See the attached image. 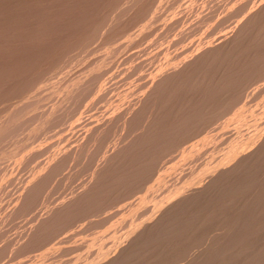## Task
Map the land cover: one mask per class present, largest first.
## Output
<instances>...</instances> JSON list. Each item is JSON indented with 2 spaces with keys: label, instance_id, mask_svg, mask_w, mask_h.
<instances>
[{
  "label": "bare ground",
  "instance_id": "1",
  "mask_svg": "<svg viewBox=\"0 0 264 264\" xmlns=\"http://www.w3.org/2000/svg\"><path fill=\"white\" fill-rule=\"evenodd\" d=\"M158 1H161V0H158ZM124 3H126L125 4L126 6H122V5H124ZM151 5H152V0H0V102H2L1 105L5 101L8 103V101H7L8 99H11V98H14L15 99L14 96H19L20 95L19 97H21V95H22V97H23V95H25L27 92L31 93L32 91L35 93V91H34L33 88H35V86H37L36 84L38 82H40V80H42L44 78V76L46 75L47 72H49V71L51 72V70H54V71L51 72V74H53V72H55L56 70H58L59 67L62 68L61 65L63 63H64V66H65V63L69 60V58H71L70 57V53H71L72 50H73V52L71 54H73L74 52L78 53V51H76V49L77 50L78 49L80 50L82 48L81 51H85L84 48L86 49L87 47L90 49L91 47H89L88 45L91 46L93 40L97 36H99V37L102 36L101 39H106V40L112 39V40H109L110 43L114 39L118 40V37L119 38L121 37V36H119L118 33H120L123 30H125L124 32L126 34V32L129 31L130 29L127 30V28H125V27L126 26H129V24L131 22H133V20H136L137 17H140V16L143 17V15H146L147 16V13L151 9ZM253 5H256V7H254L253 10H251L250 12H247V13L243 14L246 11V9L250 8ZM154 6H155V4H154ZM152 8L154 9L155 7H152ZM236 8H234V9H236V11L235 10L234 11H235V13L237 15H239L238 17H240V18L237 19V20L235 19L237 23L234 22L235 20L233 21L236 24H234L232 22L234 24V26H232L233 29L231 30V33H229L226 36H224L221 41H219V42H217L215 44H212V43L206 44L204 46V48H202V50H200L198 52V54L193 55L190 58H186L185 59L186 55H185V57H184V55L181 56V57H177L176 56L175 59H173V60L171 59L170 61H168V63H169L168 65L166 64V66H165L164 65L165 63H164L162 66L158 67V70H154L155 71V72L153 71L154 73H152V74L150 73V75L148 76V78L143 83H141V86H139V88L142 87L140 89H143L142 92H141V94H140V89H138L139 92L137 91V89H135L136 92L139 93V96L138 97L136 96L137 99L134 97L135 100H133V103H134V101H136L134 104H132V102L130 100L131 105L129 104V106L126 108V114L127 115L124 118V124H125V127L129 128V130H130L131 133L133 132V130L135 131L137 129V131H135L136 134L133 132L135 135L133 134V137L131 136L132 139L131 138L128 139L127 138L128 133L130 134L129 130L124 129L125 127L120 130V132L122 130H124V132L122 131L123 132L122 135L124 133L127 134L126 137H124V139L126 138L128 142H126V143H123L122 142V145H118L117 147L115 146V148L113 147L114 149L112 151L110 149V151H111L110 153H109V150H108L107 153H109V154H106L104 156H103V154H101L103 156L102 158H100L101 156L100 157L98 156L101 160L100 159H99L100 161H97L96 160L97 163L98 162H100V163L92 171V173H90L91 174V178L86 177V175H84L86 179L87 178L90 179V180H87L88 182L85 181L86 182L85 186L83 185L85 182H83V184L81 183L82 181H84L83 180V179H85L84 177H82L83 179H81V180L79 179L80 181L78 180V183H79L78 185H80V183L82 184L80 191H79V189H76V187H75V186H78V185H76L77 184V177L80 178L79 177L80 174H78V172H74L75 175L77 176V177L75 176V178L73 177L74 179H76V180H74V181H76V183H74V181L73 182H69V181H72V178H71L72 176H70L69 174L71 173L73 175L72 172L73 171H76L75 170L76 168L75 169H72L70 167L73 171L70 172L69 171L70 168H69V170H67V171H69V174H67V173H65L66 170H65L64 165L67 166L69 164L70 161H68V160H69V158L71 156H72V159H75V158H77V157H74L75 154L76 155H79L82 152H84L89 143H91V144L93 143L94 144V143H97L98 141H99V143H101L102 142L101 140H103L102 139L103 136H105V134H108L109 135L110 131H108V127H109L108 125H110L109 123L111 121H113L112 120L113 118H112L111 113L109 114L110 115L109 117H106V119H104V120L101 119L102 122L99 121L100 114H99V116H97L98 114L93 115L96 118L97 117L99 118L97 120V122H95L96 121V118L94 120V122L97 123V124H95V123H94L95 125L92 124L91 120H93V118H94L92 116V119H90V122L91 123L90 122L89 123L92 124L93 126H91L90 124L89 125L87 124L89 126L88 127L87 125H85L86 123L83 125L84 127L87 126L88 128L86 127L87 128V129L85 128L86 131L84 130L85 131L84 137L81 134L82 132L80 133V131H79V133L81 134L79 136H80V138L82 136L83 139L82 140L80 139L81 141L76 146H74L72 148H69V149L66 148L67 150L64 149L65 151H63V152H62L63 149H61V148L53 149L52 153L54 152V150L55 151L56 150L58 151V149L59 150L61 149V152L60 153L57 152V155L58 154L59 155L56 156V157H54L53 159H52V155L50 154L51 155V158H49V160L52 159V161L48 162L50 164H48L46 167H43L44 168V170H42L43 172L41 171L42 173L41 172L38 173V171L42 168L40 165L42 164V166H43V162H42L39 165V168L40 167L41 168L36 172V173H38V175H36L34 177V175H35L34 174L33 175L34 179L32 178L31 181H30V178H28L29 179L28 182L30 181V183L27 185L26 183H28V182H26L25 183L27 185L26 187H25V184H24V186H23V187H25V188H23L24 191L22 190L23 192L21 191V194H20L19 190H17L18 193L16 191V193L17 194H20V196L17 197L19 199V204L17 205V207L15 208L14 211L19 212V213H23V215H24V212H25V214H26L25 216L27 217L28 210L30 208H32L31 206L34 203L33 200H35L34 198L36 197V194H37V196H39L38 195V192H39V190H42V188H41L42 182L43 181H46L48 178H49L50 181H52V179L55 177L54 175H56L55 173H57V176H58V174H59L58 171L59 172L63 171V168L62 167H64V172H62V174L63 173L65 175L67 174V176H69L71 178V180H69V181L66 179V183H63V184H65V186H66L67 181L69 182L68 183V186L70 185V183L71 184L73 183V186L75 184L74 187H75V189L78 192L72 193L73 195L71 197H68V195L70 196L71 194L67 192L68 194L65 197H68V199L65 200V201L63 200V201L57 203L55 206L50 207V209L48 208L49 210L47 211V213L45 211V213H46L45 215H41V217H37L36 222L34 221L35 224L33 223L34 224L33 227L32 228L30 227L31 230L28 229V227H27L28 225H27L26 226L27 227V230H29L30 232L28 233V235H23L22 236V237L29 236L28 239H27V241H26V243L33 242V241L35 243H37V241H38V243H39L41 241L40 242V244H41L43 241H45V239L42 241V238L41 237L44 238L43 235H45V237H47V235H48V238L52 237L53 233L50 236L49 232L50 233L51 232H54V237L53 238L57 239V237H55L56 236L55 231H58L57 229L59 227V226L57 227V225L60 224L61 222L65 221L66 220V217H68L69 214H72L73 215V218H72V215L70 217L72 218V220H74L79 215V213L77 211L80 210L82 212L83 211V208H84V213L86 212L87 215L90 214V213L88 214V212H90V211H91V213L93 211L98 212L97 214L98 215L99 214L101 215L102 211H105L104 210L105 208H103V204H105L104 206L107 207L106 205H107V203L110 200H111L110 202L113 203V200L112 199L115 198V196L114 197H110V196L111 195H114L115 193H112L111 194V192L114 191V192H116L118 194V195L115 194V195L118 196V197L116 196L117 198H115L117 200L114 199L116 201V203H117V201L121 200L120 197H119V191H117V190H119L120 188L123 189L124 186H125L124 185L125 182H127L128 180H129V182H131L132 180L133 181L136 180L134 182L132 181V183H130V184H132V185H133V183L141 184V183H139L140 181L138 182L137 178L135 179V176L139 174V171H140V173L146 171L145 174L147 172L148 173L151 172L150 174H152L155 171L154 168H156V167L152 168L153 167L152 165L154 163L152 165H150V166H152L151 167L152 170H153V172H152L151 169L149 168L150 166L149 165L147 166L145 164V161L146 160H150V162H151V160H153V159H156L157 161L161 160V158H159V156H161V155H158L160 153V150L159 149H161V147H162V150L165 149V151H163L166 154L165 155L163 153V155H165V157H164L165 160L169 157L168 154L169 155L171 154V156L172 155L174 156V153L175 154L177 153V152L172 151L173 149H175L174 147H176V150L177 151L180 150V149H182L181 146H180V149L177 148L178 146H174V147L172 146V148H173L172 150L168 149V150L174 152V153H172L170 151H166L167 148H168L167 146H165V148L163 149V146L165 145L163 143H166V145L170 146L169 148H171V145L173 143V140L176 142L175 143L176 145L178 144L177 143V140L176 139H173V137H176V135H178V136L180 135L181 136L183 134L182 131L184 129L192 128V130H193V127L194 128L195 127H200V126L202 127L203 124H201V121L203 119H205V117L209 113H212V112L216 111V107L214 106V104L217 103L218 105L221 106L222 100L223 99L226 100V96H228L231 91L235 90V89H233L234 86H235V82H237L238 80H242L243 81V84H242V86H241L238 94H236L237 91L236 92L233 91L234 94H236L237 98H241L242 95H243V92L245 91L244 89H246V85H247V83H245L247 80L246 81L243 80V78L245 77V74L246 73L249 74V76H248L249 77V80L250 79L251 80H256V79H259L261 77L263 78V76H264V0H258L256 2L254 0H247L245 4L239 5V7H236ZM116 9L117 10L120 9L121 11L118 10L120 12H118V14H115V12L117 13V10ZM154 10H156V9H154ZM154 10H151V13H152V11L154 13ZM234 11H232V12H234ZM233 15H235V14H233ZM206 16H207L206 18H205V16L204 17H201V20L204 21V22L205 21L207 22V20H208L207 18L209 17V15H206ZM149 17L151 19L153 16L151 17V14L149 13ZM142 19H145V18L143 17ZM173 19H171V17H170L169 20L168 19H165V20L166 21L167 20L169 21V26H170V24H171V26H173L174 23L172 25V22H175V19L176 18L174 19V21H173ZM204 19H206V20H204ZM137 20H141V18L140 19L138 18ZM170 20H172V21H170ZM176 21H179V18H178V20L176 19ZM199 21H200V19H199ZM199 21H198V18H197L196 23L195 24L194 23H191V25L193 24L194 26H197L196 24H198L197 22H199ZM202 21L199 22V24L202 23ZM144 23H143V25H145ZM148 23H150V22H148ZM165 23L167 24V22H165ZM139 24H140V22H139ZM226 24H227V22H226ZM143 25H142V28H139V29L142 30L143 28H146L145 26L143 27ZM147 25L148 24H146V26ZM200 25H202V24H200ZM167 27H165L164 29H166ZM170 27H168L167 29H170ZM171 28H173V27H171ZM188 28H189V26H188ZM188 28L186 30V35L182 31L183 32V36H187V33L189 31H191V30H193V31L195 29L198 30L199 26H198V28L197 27H194V29H190L189 28V30H188ZM191 28H193V27H191ZM218 29H216V30H218ZM124 32H122L121 34H124ZM139 32L142 33V31H139ZM195 32H196V30H195ZM129 34L127 33V36ZM116 35H117V38H114V37H116ZM127 36H126V38H127ZM132 36H133V34L130 35L131 38H132ZM181 36H182V34H181ZM188 36H189V34H188ZM130 37H129V40L131 39ZM101 42H104V41L102 40ZM130 42H131V40L129 41V44H130ZM105 43H106V41H105ZM107 43H109V42L107 41ZM132 43H133V41H132ZM102 46H103V44H102ZM103 47H105V46H103ZM110 47H112V46L110 45ZM110 49L111 48H109V50ZM86 51H87V49H86ZM110 51H109V53L107 52L106 54H110ZM68 53H69V55H68L69 57L66 58V56H67ZM76 53H74L73 56L72 55L71 56L72 57H74V55L75 56H77V55L79 56V54L82 55L81 54L82 52L81 53L79 52V54H77V55H76ZM83 56L84 55H82V57ZM77 57L74 58V61H77ZM64 59H66L67 61L64 60ZM72 59L73 58H71V61H72ZM78 60H79V57H78ZM102 61H103V59H102ZM102 61H100V63L103 64V66L106 65V63H104L105 61L104 62H102ZM147 61L145 60V63ZM149 61L152 62V60H149ZM98 62H99V60H98ZM71 63H73V61ZM139 63L138 64L140 66L141 63H143V62H139ZM67 64H69V62ZM74 64H76V63H74ZM97 64H99V63H96L95 68L93 66L94 65L93 63H92V65L90 64L93 67H91V66H89V67L87 66V67L89 69L90 68H92V69L94 68L95 70L93 69L92 71H96L97 70L96 67H99L100 66V64H99V66ZM69 65H72V64H69ZM143 65H145L143 67H146L148 64H144L143 63ZM64 66H63V69L65 70V68H67L68 66L67 67H64ZM103 66H100L99 68H101V67L103 68ZM109 66L110 65H108V66L106 65L105 67L107 68ZM139 66H137V69H139L138 68ZM143 67L142 68L140 67L142 69V70H139L140 72L145 70V69H143ZM99 68H98V71L97 72H99V70H100ZM102 68H101V71L103 72ZM106 68H104L105 69L104 71L107 72V69L109 70V68H107V69ZM67 69H69V68H67ZM135 69H133V70H135ZM90 71H91V69H90ZM58 72H59V70H58ZM65 73H66V71H65ZM65 73H63V74H65ZM86 73H89V72H86ZM92 73H95V72H92ZM107 73H109V72H107ZM107 73L104 72L103 74L106 75ZM82 74H83V72H82ZM82 74H80L82 77L79 75V78L81 77L82 80H83V79H85L84 77L86 76V74H85L84 77H83ZM99 74H101V72ZM55 75H56V73H55ZM88 75H90V74H87V76ZM105 75H103V76H105ZM93 76H95V77H93ZM93 76L92 77H93V80L95 82H96V80L98 81V79H100V81H102V79H103V78H98L99 76L101 77V75H93ZM106 77L104 79H106ZM79 78H78V76L77 77H73L72 79L70 78L72 80V81H70V84L67 85V87L65 85L66 90H65V87H64L63 90H65L66 93H67V94L65 93V95H67L66 96L67 99H68V96L69 95L75 94V95H79L78 96L79 97V100H83V97L81 99L80 96H81V94H83V92H85L88 89V86H89L88 83H92V82L94 83V81H92V79H89L90 82L88 80V83L87 84L80 83V81H82V80H80L81 78L80 79ZM88 78H90V76ZM42 82L45 83L46 81H41V84H43ZM82 82H84V81H82ZM85 82H87V80ZM60 83H61V81H60ZM97 83H95V84H97ZM39 84L40 83H38V86L35 89H37L41 85V84L40 85ZM83 84H85V85H83ZM52 86H53V83H52ZM90 87H92V86H90ZM31 89H33V90H31ZM99 90L101 92V89H99ZM57 91H59V90H57ZM92 93L95 94V91L92 92ZM98 93H99V91H98ZM102 93H103V91H102ZM129 93L127 95H129ZM189 93H191V94H189ZM42 94L43 93H41L40 95H42ZM99 94H97V96ZM26 95H29V94H26ZM87 95H89V94H87ZM263 95H264V93H263ZM92 96H94V95H92ZM101 96L102 95L100 94V96H98V97H101ZM124 96L126 97V94H124L122 96V98H121L122 100H123V97ZM229 96H231V94ZM28 97H30V96H28ZM32 97H33V95H32ZM70 97H73L74 98V101L76 100L75 99L76 97H74V96H70ZM70 97H69V100L71 102L72 101L71 99H73V98L70 99ZM125 97H124V99L126 101V98ZM102 98H103V96L101 97V99ZM128 98L131 99L130 97H127V100H128ZM237 98L236 99H231L229 101L226 100V102L228 101L227 103L225 102V100H223L225 103H222V104H226V105L224 106V108L222 107L223 105L221 107H218L217 108V109H219L217 111L219 113L218 115H224L225 116V119H227L226 118V114L228 112H226V111H229L230 112V111L233 110V109L232 110H230V109L236 104ZM16 99H18V97ZM21 99H23V98H21ZM32 99H30V100H32ZM84 99H86V98L84 97ZM27 100H29V99H27ZM63 100H65V99H63ZM79 100H76V101H79ZM30 102H32V101H30ZM36 102L37 103H35L34 100H33V103H35L34 106L36 105V107H37L39 101L37 100ZM67 102H69V101L67 100ZM33 103H29L28 102V105L29 104L32 105ZM76 103H75V106L78 109L79 106ZM78 103L80 104V103H82V101H80ZM115 103H120V102H116L115 101ZM23 104H25V103H23ZM68 104H70V103H68ZM68 104L66 106H68ZM93 104H95V103H93ZM120 104H119V107L122 106V105H128V104H125V103L122 104V105H120ZM72 105H74V104H72ZM252 105H254V104H252ZM255 105H257V104L255 103ZM29 106H28V108H29ZM51 106L53 107L54 104L51 105ZM80 106H81V104H80ZM115 106L116 105L114 104L113 108H115ZM260 106L262 107L263 105L260 104ZM0 107H2V106H0ZM7 107H3L2 108L3 109L2 111L7 110V109H5ZM36 107L34 109H36ZM68 107H71V106H68ZM258 107L259 106H257V108ZM261 107H260L259 110L254 108L256 110L255 113L258 114L257 110L260 111L261 110ZM10 108H12V107H10ZM54 108H55L54 110L56 111L57 110L56 109L57 107H54ZM63 108H65V104H64V107ZM63 108H61V109L58 108V110H59L58 112H61L60 110H62ZM73 108H74V106H73ZM109 108L112 109L111 107H109ZM120 108H117V110L119 111ZM124 108H125V106H124ZM124 108L122 107L123 110H124ZM222 108L224 109V111H223L224 113L220 111V109H222ZM250 108L251 107H249V109ZM32 109H33V107H32ZM32 109H30V110H32ZM65 109H67V107ZM68 109H70V108H68ZM54 110H53V108H51V111L49 109L48 110L49 112L46 111L45 114L39 115L37 117V120H36L37 123L35 121H32L33 123H35L34 125H33V123H32V125H31V123L30 124L28 123V124H25V125L22 124V118L27 113V110L24 107H14L11 110H7L8 112L7 111L1 112V110H0V112H1L0 115L2 113H4L3 116L1 115V117H0V161L2 160V162H3V159L6 160L7 158L11 160L12 156H14L16 154L19 155L18 153H21V152H18V150H20L21 147L20 146H19L20 148L19 147H16V146H18V143H19L18 140H16V141H18L17 144L15 143L16 141H14V143L16 144V145L14 144V148L15 147L18 148V150H15V152L17 151V153L13 152L14 151V148H13V151H11L10 148H9V150H6V148H8V147L5 148L4 145H2V143H4L6 145L5 142L8 139H12V137L16 136V134L19 133L18 131L19 130H22L24 127H27V129H30V130H28V131H30L29 133H35V132H38V131H43V130H45L47 128L45 126H48V128H49L50 121L53 120V119H51L49 121V119L51 117H53L52 114L54 115V113H55V115H56V112H57V111L54 112ZM72 110H74V109H72ZM104 111L105 110H103V112H102L103 114L105 113ZM114 111H116V110L115 109L112 110L113 113H114ZM219 111L221 112V114H220ZM261 111H263V110H261ZM30 112H32V111H30ZM58 112H57V114L58 115H61ZM66 112H65V116H66ZM75 112H76V110H75ZM75 112L72 111L73 115H74ZM263 112H260V113L263 114ZM117 113L118 112H116L114 114L115 115L114 121L116 120V116L118 118L119 115L125 114V112L124 113L123 112L121 113V111H119V113H121V114L118 115ZM229 114H227V115H229ZM250 114H251V111H250ZM252 114H253V111H252ZM102 115H101V117H102ZM107 116H108V114H107ZM244 116H245V114H244ZM254 116L255 115H253V117H252L253 119H254ZM211 117H213V116H211ZM55 118H56V116H55ZM119 119H120L119 122H121V118L120 117H119ZM122 119H123V117H122ZM56 120H54L53 123H57L58 124V122ZM118 120H116L115 122H117ZM219 120H222L221 122H223L224 117L222 119H219ZM219 120H217V122H215V123H218ZM119 122H117V123H119ZM221 122H220V124H221ZM261 123H264V122L261 121ZM51 124H52V122H51ZM124 124H123V121H122V126H124ZM126 124H128V126ZM131 124H132V128H133L132 130L130 129L131 127H129ZM58 125H60V124H58ZM120 125H121V123H120ZM133 125H136V126H133ZM255 125L257 126V124H255ZM83 126L80 129L81 131H82ZM263 126L264 125H262V127ZM44 127H45V129H43ZM52 127H53V125H51L50 128H52ZM112 127H109V128H111L110 129L111 130V133H110L111 135L110 136H112V139H113L112 141H114L113 136H116L115 134H117V133H115L113 131V130L116 129V127L113 130H112ZM134 127H135V129H134ZM258 127H260V125ZM260 128H258V129H260ZM24 130H25V128H24ZM125 130H127V131H125ZM106 131H108V133H106ZM195 131H196V129H195ZM77 132H78V130H77ZM112 132H114L115 134L112 135ZM76 133L74 134V136H76ZM125 134H124V136H125ZM118 135L120 137V134H118ZM118 135H117V138H118ZM183 135L185 136V134H183ZM187 135L188 134L186 133V137H185L186 140L188 139L187 138ZM257 135L258 136L255 138V140H253L254 142L251 145L249 144V146L243 148V150L241 152H239L236 156H234L232 159H230V161H228V163H226V164L224 163L222 166H220V167H218L216 169H213L209 173V176L207 175L208 180H206L207 177L204 178L203 181L205 183L199 182L200 184L201 183L202 184L201 185L196 184L192 188L191 187L188 188L186 190L187 191L186 193H181V195H179L178 197H176L172 202L167 203V205H165L162 208H160L159 213H158L157 216H155L154 218H152L145 225L141 226L136 232H134V234L132 236H130L129 239L127 238L128 240L126 239V244H124L123 246H121L117 250V252L115 254H113V255L110 254L111 256H109L101 264H128L129 262L131 263L133 261V260H131L133 258H135L137 260L135 262V259H134L133 262H135V264L136 263L138 264V261L141 262V261H144V260L143 259L142 260L141 259H137V256L135 257L134 254L135 253H136V255H137V253L138 254H142V253H139V252L145 251V248L148 245L151 246V247H153L155 245V247L158 248L157 244H163L164 245V243H165V244H167V248H166L165 251H167L168 248L170 250V245L168 247V243L170 244L172 241H173V243H171V245L174 244L175 242L177 243V239L178 238L177 239L174 238L173 240L171 239V237L173 238V236H171V234L169 235L165 231L167 228H169L168 225H171V228L173 229V228H175L174 227L175 224H178V223H175V221L176 222H180V223L182 221V223H183V221H184L183 218L184 219L187 218L188 219L187 222H190V220L193 218L192 219L193 221H191V222L194 223V225H195V223L200 220V217L203 216L204 213H206V212H203V214H202V212H199V210H200L199 209V210H197V212L195 211L196 213L193 215L192 212L194 213V211H193L194 209L193 210L191 209L192 211L189 210V212L187 214L186 213L187 211L185 212V209L188 210V207L187 206L189 204L192 205L196 201H198V202L205 201L204 203L205 204L206 203L208 204V202L211 199L221 196L220 197V200H219L220 201L219 204H217V200L218 199H215L216 204H214L212 202L211 203L209 202L210 203V207L213 208L215 205H219L221 207V206L224 205L223 208L224 207H227V209H225V208L223 209L221 207L220 210H226L225 213L228 214L227 213L228 212L227 211L228 210V206H225V205L226 204L229 205L230 202L233 201V200H235L234 198L237 197V196L236 197H233L232 196V194H233L232 192H234V191H236V193L234 192L235 193L234 195H236L237 193H239L237 195H239L240 197H242V195H243V197H244V198L242 197L244 199V201L241 200V201H243V204H242L241 201H240L241 203H239V205L241 204V207L240 206L235 207V205H233L234 210H236V208H237L238 214L241 213V212H243V211H244L243 212L244 214L242 213L241 214L242 216H238L237 215L238 217H236V215H234V216H232V218H230V221H228V220L225 219L227 216L224 218L226 220L225 224H228V225L225 226L223 224V226H225L226 229L224 227H222L223 228V229L221 228L222 231L220 230L221 231V235L223 237V238H221L222 239V241H220L221 243H218V240H216L217 237H216V239H213L211 241L210 240H207V237L206 236H204V238L206 237V242L207 241L208 242L209 241L211 242V245L212 246L210 245V247L211 248L213 247L214 248V251H209L210 252V256L212 254L211 252H213V254H212L213 257L214 258L217 257V259H220V261L217 260L219 264H236L237 262H239V264H248V263L250 264L251 261H249L248 259L243 261V259H245V258H243V256L245 257V255H243L242 252H243V250H246L243 247V245L240 243V241L243 240V237L242 238H235L236 237V234H235V237H234L233 234L238 229L242 233H244V232L247 233V236H245L244 238L247 239L248 235L249 234L251 235L252 233H253V235H251V238H252V236L254 237V235L257 234V233L254 232L255 230L252 232L253 227L251 225H253V222H252L253 220L251 221L250 219H253L252 218L253 217L252 216L253 214L251 215L249 210L250 209L253 210V207H255V206L257 207L258 206L257 209H256L258 211H255V210H254L255 212L252 211L253 213H255L254 214V219H257L258 217L264 215V213H263V210L264 209H262L263 208V205H264V193H263V191H264V128H262L261 130H259V133ZM180 136L177 139H179V140L182 141L183 139H180V138H182V136L181 137ZM25 137H26V134H25ZM14 138L17 139L16 137H14ZM72 138H73V136H72ZM76 138L79 139V137H77V136H76ZM117 138H116V140H117ZM126 139H125V141H126ZM13 140H10V141H13ZM179 140H178V142H179ZM169 141H171V144L169 143ZM181 141H180V143H181ZM184 141H185V139H184ZM8 143H10L9 140H8ZM120 143H121V141H120ZM167 143H169L170 145L167 144ZM19 144L21 145V143H19ZM162 144H163V146H161ZM105 145H108V144H105ZM180 145H182V144H180ZM183 145H184V142H183ZM1 146H3V148H1ZM9 146H10V144H9ZM21 146H23V145H21ZM110 146H111V144H110ZM23 147H25V146H23ZM23 147H22L21 150H22V152L25 153V151H23V149H24ZM26 147H25V149H27ZM64 148H65V146H64ZM102 148H103V146H102ZM102 148H100V149L102 150ZM27 150L28 151H31V150H29V148ZM32 150H34V149H32ZM40 151H38V153L36 155H38ZM100 152H105V151L102 150ZM166 152H168V154ZM33 153H34V151L32 152V154ZM89 153H90V149H89L88 154H86V155L89 156ZM92 153H94V152L93 151L91 152V155H90L91 157L93 156ZM178 153H179V151H178ZM12 154H14V155H12ZM26 154H27V152H26ZM95 154H96V152H95ZM55 155L53 153V156H55ZM99 155H100V153H99ZM152 155H154L156 158L154 157L152 159ZM163 155H162V157H163ZM90 156H89V158H91ZM166 156H167V158H166ZM171 156H170V158L174 159V157L173 156L171 157ZM9 157H11V158H9ZM18 157H20V155ZM24 157H23L24 162L21 159L22 157H20L18 163L16 162V161H18L17 158H14L13 157L14 160H15L16 166H17V164L20 163L21 160H22L21 163H23V165L27 164V161L25 163V160H28V159H26V158L24 159ZM175 157H178V156L175 155ZM46 159H48V157ZM46 159L44 160L45 162H46ZM169 159H167V160H169ZM172 159H170V160L172 161ZM80 161L78 160V162H80ZM154 161H152V162H154ZM166 161H165V163H166ZM45 162H44V164H45ZM73 162H76L77 163V160L72 161V163ZM83 162H85V161H83ZM150 162L147 161V164L148 163L149 164L152 163V162L151 163ZM176 162H177L176 159H174L173 162H172V164L173 163H176ZM65 163L66 164L68 163V164L66 165ZM72 163H70L69 165H71ZM80 163H82V161ZM1 164H2V166H5L3 163H1ZM74 164L75 163H73L72 165L75 166L76 164L75 165ZM86 164H87V162L85 163V167H83V170L86 168ZM89 164L90 165H88V166H91L92 165V162H89ZM159 164L160 165H163V161H162V164H161V161H160ZM169 164H170V162L167 163V165H166L167 168L170 167V166H168ZM156 165H157V163H156ZM16 166H15V164H13V167H15L14 169L18 170V167H16ZM145 166L148 167V169L150 171H148V169H144V168H146ZM7 167H9V166L6 165V168ZM20 167H22V166H20ZM75 167H77V171H79L80 173H82L81 175L85 174V173L81 172L82 170H80V169L78 170L79 167L77 165ZM142 167H143V170H140V169H142ZM6 168H4V169H6ZM67 168L68 167H66V169ZM160 168H161V166H160ZM164 168H166V167H163V169ZM2 169H3V167H2ZM91 169H88V170L90 171ZM10 170H9V172H11ZM88 170L86 168V170H84V172L87 171L86 173L88 174L89 173ZM5 172H6V170H5ZM156 172H155V174H156ZM12 173H10V174H12ZM62 174H61V176H62ZM64 174H63V176H64ZM147 174L143 176V177H145V179L149 176ZM251 174H254L255 176H257L259 174V176H261V179L260 180H256L258 183H256L255 185H254V183H255L254 180L251 177L248 178L249 176H246V175H251ZM51 175H52L53 178L50 177ZM153 175H154V173L151 176H153ZM7 177L3 176V179L4 178H7ZM245 177L247 179H245ZM55 178H57V177H55ZM62 179H65V178H62L61 177L59 179V180H61V182L58 180V182H60L61 184L60 183H57V184L62 185V181H64ZM145 179H140V180H142V182L143 181L145 182ZM148 179H151V177H149ZM250 179H252V181ZM49 180H48V183L46 181L47 186H49L48 184H52V183H49ZM1 181H3V180H1ZM5 181L6 180H4V182ZM53 181H54V179H53ZM146 181H147V179H146ZM144 182H143V184H144ZM46 183H45V186H46ZM6 184H7V182H6ZM54 185H56V183H54L53 186ZM59 186L57 185V187H59ZM65 186H63V188ZM70 186L72 187V185H70ZM138 186L139 185L134 186V187H136V189H137ZM55 187H53L52 189H55L56 190L57 187L56 188ZM61 187L59 189L57 188L58 190L56 192L62 191L61 189H63V188H61ZM71 187H68V189L71 188ZM74 187H73V189H74ZM49 188H50V186H49ZM79 188H80V186H79ZM131 188H132V186H131ZM21 189L22 188L20 187V190ZM52 189L51 190H48V191H52V192L55 193V191H53ZM64 190H65V188H64ZM69 190H67V186H66V191H69ZM125 190H126V188H125ZM134 190H135V188H134ZM227 190H229V191L227 192ZM4 191H3V193H4ZM43 191L46 192V190H42V192ZM71 191H72V188H71ZM120 191L122 193L123 190H120ZM224 191H226L228 193V195L230 194L232 196L233 200H231V198H229V197L228 198H226V197L223 198L222 195H220V194H223ZM230 191H231V193H229ZM257 191H259V192H257ZM52 192H50V194ZM125 192L126 191H123V193H125ZM134 192H132V193H134ZM5 193H7V192H5ZM39 193H41V192H39ZM62 193H63V191H62ZM65 193H63V194H65ZM241 193H242V195H240ZM255 193H257V194L255 195ZM50 194L48 193L49 196H50ZM59 194H61V193H59ZM59 194H58V197L60 196ZM109 194H110V196H108ZM13 195L15 196V194H13L11 192V195L10 196L13 197ZM54 195H55V197L57 196L56 193ZM124 195H126V193L123 194V195H121V196L123 197ZM129 195H132V194H129ZM225 195H227V194L225 193ZM10 196H8V198H11ZM46 196L45 197L43 196V197L45 198V200L48 199V201H49V198H51V196L53 197V193L51 194L50 197L49 196L46 197ZM107 196H108V198L110 197L109 198L110 200H107ZM126 196H128V194ZM133 196L136 197L135 194H133ZM55 197L52 198L51 201L54 200L55 203H56V201L58 200V197H56L57 200L55 199ZM124 197H123V199H124ZM128 197L130 198V196H128ZM240 197H239V199H240ZM0 198H3V196L0 197ZM39 198H41V197H39ZM39 198H37V199L39 200ZM4 200L5 199L3 198V200L1 199L0 201L1 202L2 201L4 202ZM9 200L7 199L8 202H9ZM59 200H61V199H59ZM104 200L105 201L107 200L108 202L105 203ZM248 200H250V201L255 200L256 204L254 203L252 205V207H251L250 205L254 201L251 202V204H250ZM14 201H15V199H14ZM14 201H12L11 203L9 202L10 203L9 205L10 206H11V204L13 205ZM16 201H17V199H16ZM99 201H101V204L99 203ZM102 201H104V202H102ZM235 201H237V199ZM238 201H237V205H238ZM39 203H41V202H39ZM46 203H47V205L49 204L48 202H46ZM97 203L99 204V206L101 205L102 208H103V209H101L102 211L100 210L101 213L98 211L99 208H101V207H99ZM109 203H108V206L110 205ZM112 203H111L110 209H111L112 205L114 204V203L113 204ZM233 203L235 204L236 202H233ZM94 204L96 205V207L98 206L99 208L98 207L95 208V205ZM205 204H204V207H205ZM9 205H8V207H9ZM39 205L41 207V204H39ZM191 205H189V207ZM13 206H15V205H13ZM89 206H92V207H89ZM116 206H117V204H116ZM86 207H89L91 209L92 208H95V209L94 210H89V208L87 209ZM204 207L202 205L200 208L203 209ZM249 207H251V208H249ZM43 208H46L47 209V206L45 205ZM85 208L88 210V212H87V210ZM115 208L114 209L112 208V210L111 211L109 210V211L112 214H114L112 211L115 210ZM118 208H119V206H118ZM205 208H207V207H205ZM217 208H219V207L217 206ZM240 208L242 210L241 212H240ZM3 209H4L3 211H5L6 208L4 207ZM9 209H10V207H9ZM33 209L35 210V208H33ZM229 209H231V208H229ZM1 210H2V208H1ZM10 210H13V209H10ZM183 210H184V212L186 214L181 213V211H183ZM205 210L206 211H210L209 209L208 210L205 209ZM216 210L217 209L215 208V211ZM220 210L218 211L219 214H220ZM201 211H203V210H201ZM215 211L213 209V212L214 213H215ZM6 212H7V210H6ZM42 212L44 214V210ZM73 212H77L78 214L76 213L74 215ZM9 213L10 212H7V214H9ZM37 213H38V210H37L36 213H34V215L36 214V216H37ZM82 213H81V215H82ZM84 213H83V216L86 215ZM190 213L193 216H191ZM222 213H224V212L221 211V214ZM225 213L222 214V215L225 216ZM233 213L234 212H232V214ZM0 214H2V212ZM97 214H96V217L98 216ZM102 214H103V216H98V218L99 217H102V219H104V220H102L101 218L100 219L97 218L98 220H96L94 218L95 215L92 213L90 215H92V217L94 216L93 218L95 220H91V218H89L90 215L88 217L86 215L87 219H90V221H88V220H85V221H86V223H88V222L90 223L91 221L92 222L93 221L94 222L96 221V223H95L97 225L96 229L101 228L102 226L99 227L100 224L101 223L102 224L105 223V222L104 223L101 222V220L102 221H105L106 218H107L106 216H109V219H110L111 218V215H112V214L109 215V213H108L106 216H104V214H105L104 212ZM153 214H156V212H154ZM235 214H237V213H235ZM249 214H250V216H252L251 218H249ZM34 215H32L31 214V211H30V216H32V217L30 218V216H28V218H30L29 220L33 219ZM81 215H80V217L78 216L76 218V221L78 220V223H79V224H77V226H79L80 223H81L80 221L83 220L81 218ZM174 215H176V218L173 217ZM222 215L220 216L221 217V220L219 219L221 221V223L224 222V221H222L223 220ZM228 215H230V214H228ZM2 216H3V214H2ZM8 216L6 215V217H8ZM25 216H22L23 217V220L25 219ZM204 216H206V214ZM208 216H209V214H208ZM208 216H206L207 217L206 220H204L205 218H203V220L205 222H208L209 219H210V217L212 215L209 218H208ZM70 217H68V218H70ZM103 217H105V218H103ZM189 217H190V220H189ZM228 217H230V216H228ZM255 217H257V218H255ZM260 218H259V222H260ZM0 219H1V215H0ZM5 219H7V218H5ZM15 219H17V218H15ZM179 219H180V221H179ZM207 219H208V221H207ZM29 220H27V221H29ZM210 220H213V219H210ZM8 221H10V222L6 224V222H8ZM12 221H11V219H9L4 224L5 225L10 224V226H11V222ZM27 221H24L25 224L28 223ZM76 221H75V223H76ZM98 221L101 222V223H99ZM254 221H256V220H254ZM262 221H264V220H262ZM14 222H16V221H14ZM67 222L69 223L68 219H67ZM67 222L66 223L64 222V223L67 224ZM82 222H84V221H82ZM191 222L190 223H187V224H184V226L185 225L188 226V228L187 227H184V229L185 228L187 229V230L186 229L185 230H186V232L188 231V234H189V231H190V230H188L189 227H191V229L195 230L192 227ZM212 222L213 221H211L210 223H212ZM18 223H20V222H18ZM171 223H173V224H171ZM182 223H181V225H183ZM213 223L211 225L209 223L208 224L213 228ZM65 224H63V225H65ZM90 224L96 226L94 223H90ZM90 224L89 225L82 224V225L83 226L85 225L86 227L88 226V228H89L90 226H92ZM179 224H178V227L182 228L181 225H179ZM208 224H205L204 223L205 226H207ZM236 224H239V225L237 226ZM30 225L31 224L29 223V226ZM63 225H61L62 228L59 229V231L62 230L63 228H65V226H67V225H65L63 227ZM14 226L15 225L11 226V228L13 227V230H14ZM94 226H92V227H94ZM162 226H163V228H162ZM21 227L22 226H20L19 228H21ZM55 227H57L56 230H55ZM80 227H82V226L80 225ZM92 227H90V230H91ZM178 227H177V230L176 231L174 230L175 231V234L178 231V232H180L179 234L182 235V232L179 231L180 228L178 230ZM200 227H201V223H200V226L198 228L201 229ZM3 228H5V227L3 226ZM11 228H7V229H11ZM88 228H87V230H88ZM256 228H260V227L257 226ZM204 229H206V228H204ZM3 230H0V234H2L1 232H4ZM19 230L20 229H18L16 231H19ZM27 230H26V233H27ZM53 230H55V231H53ZM64 230L65 229H63V233H64ZM81 230L84 231L85 228L83 227ZM90 230H89V232H90ZM158 230H160L162 232H160V231L158 232ZM193 230H191V231H193ZM6 231H7L8 234L10 233L9 230H6L5 229V232ZM21 231H23V230H21ZM182 231H184V230H182ZM191 231H190V233L193 234ZM61 232L62 231L56 232V233H61ZM156 232H158V233H156ZM193 232H194V234H196L195 236H198L195 231H193ZM197 232L199 233V231H197ZM213 232L215 234V230L214 231L212 230L210 232V234H212ZM250 232H252V233H250ZM183 233H185V231ZM208 233H207V235H210ZM67 234L69 236L71 234V232L66 233V235ZM188 234H186V235H188ZM191 234H190V236H191ZM194 234L192 235L191 238H190V236H186V237L192 240ZM201 234H203V233H201ZM214 234L212 236H214ZM259 234H257V235H259ZM12 235L14 237V234H12ZM12 235L10 234V236H12ZM16 235H17V233H16ZM63 235H65V234H63ZM6 236H7V234H6ZM60 236L62 237V234L59 235L58 237H60ZM68 236H65L64 238H67ZM183 236L184 235H182V237ZM201 236H203V235H201ZM215 236H216V234H215ZM215 236H214V238H215ZM260 236H261V234H260ZM20 237L21 236H19V238ZM186 237L184 236V238H186ZM208 237L210 238L211 235L208 236ZM233 237H234V239H233ZM14 238L16 239V236ZM40 238H41V240H39ZM48 238H46V239H48ZM187 238L185 239L186 241L188 240ZM230 238H232V239H230ZM259 238H256V239L259 240ZM20 239H22V238H20ZM170 239L172 240L171 242H169ZM199 239L201 240V238H199ZM199 239L197 241L200 244L201 241H203V240L199 241ZM252 239H254V238H252ZM11 240H12V244L15 243L13 245V246H15L16 245V242L13 241V239H11ZM11 240H9V238H8V241L9 242ZM22 240H20L21 241L20 242L21 244H23ZM191 240H189V242H191L192 244H195V246L198 244V242L196 244L195 243L196 241H193V240H195V237L192 240L193 242ZM214 240H216L217 241L216 243H218V244L215 243L216 244L215 245L216 247H214V244H212V243L215 242ZM49 241H51V240H49ZM254 241H256V240L254 239ZM6 242L7 241L5 239V242H4L5 244L3 243L4 245L3 244L2 245L5 246L6 247V250H7V248H9V247L6 246ZM9 242H7V244L8 245H11V242H10V244H9ZM208 242H207V245L210 243V242L209 243ZM26 243H24V244H26ZM35 243H33L35 246H32V243L30 244L32 246L30 248V251L31 252H32V248L33 247H34L33 250H35V247L37 245ZM43 243H45V242H43ZM122 243H124V242H122ZM259 243L257 242V244H259ZM202 244H205V243L202 242L201 245H199V246H202ZM261 244L263 245V243H261ZM175 245L176 244H174V247H175ZM149 246L146 248V251L143 252V253H145L146 255L148 254V252L155 254V252H156V251H154L155 248L154 247L153 248H149ZM2 247L0 245V248H1L0 251H2ZM159 247H160V245H159ZM161 247H163V246H161ZM171 247L173 248V246H171ZM207 247H209V246H207ZM210 247H209V250H210ZM260 247L263 248V249L261 248V251L262 250L264 251V246H260ZM18 248H19V252H22V251H20L21 246H19ZM157 248H156V250H157ZM147 249L148 250H153V251H147ZM177 249H178L177 247L173 248V250H177ZM241 249H243V250H241ZM3 250L6 252L5 248H3ZM9 250H10V248H9ZM9 250L6 253L9 254ZM161 250H162V248H161ZM173 250H171V252ZM195 250L197 252L200 251L199 253H201V250H204V248L201 247V250H200V247H198V248H195L194 247V252H195ZM207 250H208V248H207ZM14 251L18 252L17 250H14ZM30 251H29V253H27L26 250H25V252H23V255H25L26 253L27 254H30ZM165 251L162 250V252H165ZM192 251H191V254H192ZM5 252L2 251V256L0 255L1 256L0 257V262H1V259L5 257V255H6ZM158 252L161 253L160 250ZM11 253L15 257L14 258L15 260H16V257L18 258V256L19 257H23V255H19V254H22V253H19V254L16 253L17 255L15 253H13V251ZM189 253H190V248H189ZM231 253L234 256V258H230L232 260L228 259L226 261V260H223L224 259L223 257H221V256L233 257L232 255L229 256V254H231ZM12 254H10V257H11ZM197 254H194V255H197ZM214 254H215V256H214ZM241 254L243 255L242 257H240ZM142 255H141V257H143ZM185 255H188V253L185 254ZM198 255H205V254L202 253V254H198ZM238 255H240L239 258H238ZM13 256H12V258H13ZM10 257H9V259H7V257H6V259H7L6 261L9 260V262H5V261H2V262H5L6 264L7 263L9 264L10 263ZM139 257H140V255H139ZM149 257L151 259L152 254ZM153 257H156L157 258L158 255L157 256H154L153 255ZM171 257H172V255H171ZM185 257H187V256H185ZM192 257H193V254H192L191 258ZM197 257H199V256H197ZM181 258H180V260H181ZM195 258L196 257H194V259ZM201 258H202V256H201ZM201 258L200 257L199 258H196L198 260H195V261L193 260V262L196 263V261H197V264H199V263H201V262H199V259L201 260ZM209 258L210 257H207V258L205 257L204 258L205 261H203L202 264H209L210 263ZM145 259H147V258H145ZM150 259H148L147 262H149V261L152 262L153 261V258H152V261ZM17 260H19V258ZM189 260H190V263H191L192 262L191 259H189ZM187 261H188V259H187ZM211 261H212V259H211ZM247 261H249V262H247ZM133 262H132V264H134ZM145 262H146V260L144 261V263ZM150 262L148 264H150ZM174 262L177 263V260H173V262H170L169 264H171V263L176 264ZM214 263L215 262L212 261V263H210V264H214ZM218 263H215V264H218ZM0 264H2V263H0Z\"/></svg>",
  "mask_w": 264,
  "mask_h": 264
},
{
  "label": "rangeland",
  "instance_id": "2",
  "mask_svg": "<svg viewBox=\"0 0 264 264\" xmlns=\"http://www.w3.org/2000/svg\"><path fill=\"white\" fill-rule=\"evenodd\" d=\"M246 1L247 0H161V1H158V0H152V5H151V9H150V11L147 13V16L146 15H143V17L146 19L147 17V19L145 20V19H142L143 17L142 16H140V17H137L136 18V20H133V22H131L130 24H129V26H126L125 28H127V30H129V31H127L126 32V34H125V30H123L122 32H124V34H121L122 32H120V33H118L119 34V36H121L120 38L118 37V40H116V39H114V38H117V35H116V37H114L113 39V41H111V43H110V41L109 40H112V39H109V40H106V39H101L102 38V36H97L94 40H93V42H92V45L90 46V45H88L89 47H91L90 49L87 47L86 49H87V51H86V49L84 48V50L85 51H81V49L79 50H77L76 49V51H78V53H76V52H74V53H76V55L77 54H79V52L82 54V55H84L83 57H82V55H80L79 54V60H78V57L77 56H75L74 55V57H72L73 56V54H71L72 52H73V50L71 51V53H70V57L71 58H73L72 59V61H73V63H71L72 61H71V58H69V60L67 61L66 59H64V60H66L67 62L65 63V66H64V63L61 65L62 66V68H58V70H59V72H58V70H56L55 72H53V74H51V72L52 71H54V70H51V72L49 73V72H47L46 73V75L44 76V78L42 79V80H40V82H38V83H40L41 84V81H46L45 83L44 82H42L43 84H39L40 86L37 88V89H35L37 86H38V83L36 84L37 86H35V88H33L34 89V91H35V93L32 91L31 93H29V92H27L26 94H29V95H23V97H22V95H21V97H19V96H14L15 97V99L14 98H11V99H8L7 101H8V103L5 101L2 105H1V103L2 102H0V106H2V107H0V110H1V112H4V111H7V110H11V109H13L14 107H24V108H26V110H27V113L23 116V118H22V124H30L31 123V125H32V121H35L36 123H37V117L39 116V115H41V114H45L46 113V111L47 112H49L48 110L50 109V111H51V108H53V110L55 109L54 107H57L56 109V111L58 112L59 110H58V108L59 109H61V108H63L64 107V104H65V108L67 107V109L68 108H70V109H65V108H63L62 110H60L61 112H58L59 114H61V115H58L57 114V112L54 110V112H56V115H55V113H54V115L56 116V118H55V116L52 114V116L53 117H51L50 119H49V121L51 120V119H53L52 121H50V125H49V128H48V126H45V127H47L46 129L48 130H46L45 129V127L43 128V129H45V130H43V131H38V132H35V133H29L30 131H28V130H30V129H27V127H24L25 128V130H24V128L22 129V130H19L18 132L19 133H17L16 134V136H14V137H16L17 139H15L14 137H12V139H8L9 140V142L10 143H8V140L5 142L6 143V145L4 144V143H2V145H4V147L6 148V147H8V148H6V150H9V148H10V150L11 151H13V148H14V144L16 143H18V141H19V143H21V145H23V146H27L26 148L28 149L29 148V150H31V151H28L27 149H25V147H23V146H21L19 143H18V146H16V147H19L20 148V150L22 149V147L24 148L23 149V151H25V153L24 152H22V150L20 151V150H18V148H14V151L13 152H15V150H18V152H21V153H18L19 155H20V157H22L21 159L23 160V157H24V159L26 158V159H28V160H25V163H26V161H27V164H25V165H23V163H21V161H20V165L19 164H17V166H16V163H15V160H14V158H17L19 155H14L15 153H17V151L14 153V154H12V155H14V156H12V158L11 157H9V158H11V160L10 159H3V162H2V160L0 161V165L2 166V164L1 163H3L5 166H2L3 167V169H2V167L0 166V197H2L3 196V198L5 199L4 200V202L2 203L1 201H0V210H1V208H2V210L0 211V213L2 212V214H3V216H2V214H0L1 215V219H0V230H3L4 232H1L2 234H0V245H1V247L5 244L4 242H5V239H6V241L7 242H9L8 241V238H9V240H11V239H13V241H15L16 242V245L15 246H13L14 244H12V240L10 241L11 242V245H8L7 244V242H6V246L7 247H9L10 248V250H9V248H7V250H6V247L5 246H3L2 247V251L3 252H5L4 250H3V248H5V250H6V252H8V250H9V254L8 253H6L5 252V257L4 258H2L1 259V262L0 263H2V264H4L5 262H9V260L8 261H6L7 259H9V257H10V254H12L11 252L13 251V253H15L16 251H14V250H17L18 252H19V246H21V248H20V251H22V252H19V253H22V254H19L18 252H16L17 254H19V255H23V252H25V250H26V252L27 253H29V251H30V248L32 247V246H35L33 243H35L34 241L33 242H29V243H26V241H27V239H28V237L29 236H24V237H22L23 235H28V233L30 232L29 230H27V227H28V229H30L31 230V228L33 227V225L35 224L34 223V221L36 222V220H37V217H41V215H45L46 213H47V211L50 209V207H52V206H55L57 203H59V202H61V201H65V200H67L68 199V197H71L73 194L72 193H76V192H78L76 189H79V191H80V189H81V185L83 184V182H88L87 180H90L89 178H91V174L90 173H92V171L97 167V165L100 163V162H98L97 163V161H100L101 159L100 158H102L104 155H106V154H109L114 148H115V146L117 147L118 145H122V142L123 143H126V142H128L127 141V139H126V141H125V139H124V137H126V135L127 134H125V136H124V134L122 135V133L124 132V130H122L121 132H120V130L121 129H123L124 127H125V124H124V118H125V116L127 115L126 114V108L129 106V104L131 105V102H132V104H134L136 101H134V103H133V100H135V98L137 99V97L139 96V90L138 89H140V88H142V87H140L139 88V86H141V83H143L147 78H148V76L150 75V73L152 74V73H154L155 71L154 70H158V67H160V66H162L164 63V65L166 66V64L168 65L169 63H168V61H170L171 59L173 60V59H175L176 58V56L177 57H181V56H183L184 55V57H185V55H186V57H185V59L186 58H190V57H192L193 55H196V54H198V52L200 51V50H202V48H204V46L206 45V44H208V43H212V44H215V43H217V42H219V41H221L222 39H223V37L224 36H226L227 34H229V33H231V30L233 29L232 28V26H234V24H236L237 22H236V20L237 19H239L240 17H238L239 15H237L236 13H235V11H236V7H239V5H243V4H245L246 3ZM255 2L256 1H258V0H254ZM126 3H124V5H122V6H126L125 5ZM154 4H155V6H154ZM157 5V6H156ZM257 5V4H256ZM256 5H253V6H251L250 8H248V9H246V11L243 13V14H245V13H247V12H250L251 10H253V8L254 7H256ZM152 7H155L154 9H156V10H154ZM124 8V7H123ZM234 8H236V9H234ZM117 10V9H116ZM118 10H120V9H118ZM117 10V13L115 12V14H118V12H120V11H118ZM123 10V9H122ZM151 10H154V13H153V11H152V13H151ZM235 10V11H234ZM232 11H234V12H232ZM149 13L151 14V19H150V17H149ZM178 14V15H177ZM233 14H235V15H233ZM203 15V16H202ZM206 15H209V17L207 18L208 20H207V22L205 21H202L201 20V17H204L205 16V18L207 17ZM146 16V17H145ZM237 16V17H236ZM170 17H171V19H177L178 20V18H179V21H176V19H175V22H172V25H173V23H174V25L173 26H171V24H170V26L171 27H173V28H171L170 26H169V19H170ZM235 17V18H234ZM140 19L141 18V20H137V19ZM181 18V19H180ZM197 18H198V21H199V19H200V21L199 22H201L202 21V23H200V24H202V25H200L199 24V22H197L198 24H196L197 26H194L193 24L191 25V23H196V21H197ZM165 19H168L167 21L165 20ZM174 19H173V21H174ZM203 19V18H202ZM236 19V20H235ZM149 20V21H148ZM164 20V21H163ZM196 20V21H195ZM204 20H206V19H204ZM221 20V21H220ZM235 20V21H234ZM140 22V24H139V22ZM143 21V22H142ZM146 21V22H145ZM150 22V23H148V22ZM170 21H172V20H170ZM220 21V22H219ZM236 22V23H234V22ZM145 22V23H144ZM165 22H167V24L165 23ZM224 22V23H223ZM226 22H227V24H226ZM234 24H233V23ZM143 23L145 24V25H143ZM171 23V22H170ZM177 23V24H176ZM219 23V24H218ZM137 24V25H136ZM139 24V25H138ZM146 24H148L147 26H146ZM150 24V25H149ZM165 24V25H164ZM223 24V25H222ZM233 24V25H232ZM142 25H143V27L145 26L146 28H143L142 30L141 29H139V28H142ZM163 25V26H162ZM170 27V29H167L168 27ZM222 25V26H221ZM230 25V26H229ZM167 27L166 29H164L165 27ZM188 26H189V28L190 29H194V27H197L198 28V26H199V28H198V30L197 29H195L196 30V32H195V30L193 31V30H191V31H187L188 33H187V36H183V32H184V34L186 35V30H187V28H188ZM219 26V27H218ZM221 26V27H220ZM164 27V28H163ZM191 27H193V28H191ZM124 28V29H125ZM189 28H188V30H189ZM218 29V30H216V29ZM223 28V29H222ZM145 29V30H144ZM160 30V31H159ZM169 30V31H168ZM171 30V31H170ZM185 30V31H184ZM139 31H142V33H140ZM183 31V32H182ZM144 32V33H143ZM182 32V33H181ZM127 33L129 34L128 36H127ZM121 34V35H120ZM133 34V36H132V38L130 37V35H132ZM137 34V35H136ZM141 34V35H140ZM165 34V35H164ZM181 34H182V36H181ZM188 34H189V36H188ZM123 35V36H122ZM127 36V38H126V36ZM104 37V36H103ZM129 37L131 38L130 40H131V42H130V44H129ZM135 37V38H134ZM133 39V40H132ZM103 40L104 42H101V41ZM100 41V42H99ZM105 41H106V43H105ZM107 41L109 42V43H107ZM132 41H133V43H132ZM209 41V42H208ZM114 42V43H113ZM102 44H103V46H105V47H103L102 46ZM112 46V47H110V45ZM109 48H111L110 50H109ZM115 48V49H114ZM114 49V50H113ZM109 51H110V54H106L107 52L109 53ZM113 51V52H112ZM88 54H87V53ZM90 52V53H89ZM69 53L67 54V56H66V58H68L69 56ZM112 53V54H111ZM182 54V55H181ZM72 55V56H71ZM188 55V56H187ZM75 57H77V61H74V58ZM82 59H81V58ZM102 59H103V61H102ZM98 60H99V62H98ZM145 60L147 61L146 63H145ZM149 60H152V62L151 61H149ZM100 61H102V62H104V63H106V65L108 66V65H110L109 67H107V68H109V70L105 67L106 65H104L103 66V64H101L100 63ZM65 62V61H64ZM69 62V64H72V65H69V64H67ZM78 62V63H77ZM88 62V63H87ZM91 62V63H90ZM99 63L100 64V66H103V68H102V70H103V72L101 71V68H99L100 66H99V64H97L99 67H96V71H92L94 68H95V66H96V63ZM139 62H143L144 64H148L146 67H143V66H145V65H143V63H141V65L139 66ZM151 62V63H150ZM74 63H76V64H74ZM92 63L94 64L93 66H94V68L92 69V68H90L91 69V71L92 72H95V73H92L91 71H90V69L88 68L89 66H91L92 65ZM139 63V64H138ZM86 64V65H85ZM91 64V65H90ZM63 66L64 67H67V68H69V69H67V68H65V70L63 69ZM73 66V67H72ZM88 66V67H87ZM93 66H91V67H93ZM137 66H139L138 68L139 69H137ZM71 67V68H70ZM143 67V69H145L144 71H139V70H142L141 68ZM164 67V66H163ZM98 68L100 69L99 70V72H97L98 71ZM104 68H106L107 69V72H109V73H107L106 71H104L105 69ZM136 68V69H135ZM62 69V70H61ZM67 69V70H66ZM89 71H88V70ZM133 69H135V70H133ZM62 72H61V71ZM84 70V71H83ZM95 70V69H94ZM138 70V71H137ZM64 71V72H63ZM65 71H66V73H65ZM69 71V72H68ZM154 71V72H153ZM82 72H83V74H82ZM86 72H89V73H86ZM91 72V73H90ZM101 72V74H99ZM107 73L106 75L105 74H103V73ZM55 73H56V75H55ZM63 73H65V74H63ZM69 75H68V74ZM80 74H82L83 75V77L85 76V74H86V76H87V74H90V75H88L87 77L85 76L84 78L85 79H83L82 80V76L80 75ZM48 75V76H47ZM66 75V76H65ZM79 75L81 76L80 78H79ZM93 75H101V77L99 76L98 78H103L102 79V81H100V79H98V81L96 80V82L93 80V77H95V76H93ZM103 75H105V76H103ZM65 76V77H64ZM78 76V78L80 79V80H82V81H84V82H82V81H80V83H85V84H87L88 83V80L89 79H92V81H94V83L92 82V83H88L89 84V86H88V89L85 91V92H83V94H81V99H82V97H83V100H79V95H75V94H71V95H69L68 96V99H67V95H65V93H66V87H67V85H69L70 84V81H72L71 79L73 78V77H77ZM90 76V78H88ZM93 76V77H92ZM107 76V77H106ZM247 76V77H246ZM249 74H245V77L243 78V80L244 81H248L249 80ZM106 77V79H104ZM71 78V79H70ZM247 78V79H246ZM63 79V80H62ZM87 80V82H85ZM60 81H61V83H60ZM67 81V82H66ZM245 82V83H247V85H246V89H244L245 91L243 92V95H242V97L241 98H237V96H236V94H238V92H239V90H240V88H241V86H242V84H243V81L242 80H238L237 82H235V86H234V88L233 89H235V90H233L234 92H236L237 91V93L236 94H234V92L233 91H231L230 92V94H231V96H226V100H231V99H236L237 98V102H236V104L230 109V110H232V111H226V112H228L227 114H229V115H227L226 114V118L227 119H225V116L224 115H218L219 113L217 112L219 109H217L218 107H221L222 105V107L224 108V106L226 105V104H222V103H225L226 102V100L225 99H223V100H225V102L222 100V103H221V106L220 105H218L217 103L216 104H214V106L216 107V111H214V112H212V113H209L206 117H205V119H203L202 121H201V124H203V126L201 127H193V130H192V128H187V129H184L182 132H183V134H185V136L182 134L181 136H182V138H180V139H183L182 141L181 140H179V139H177V138H179V136L178 135H176V137H173V139H176L177 140V145L175 144L176 142L173 140V143H172V145H171V148H169L170 146H168V145H166V143H163V144H165L164 146H163V144L161 145V146H163V149L165 148V146H167L168 148H167V150L166 151H170V150H172L173 148H172V146L174 147V146H178L177 148L178 149H180V146H181V148L182 149H180V150H178L179 151V153H178V151L176 150V147H174L175 149H173L172 151H174V152H177L176 154L174 153V152H172V151H170V152H172V153H174V159H176V163H173L172 164V162H173V160L174 159H172V158H170V156H171V154L169 155L168 154V152H166L167 154H168V158H167V156H166V158L167 159H172V161L170 160H165V152H163V151H165V149L164 150H162V147H161V149H159L160 150V153L158 154V155H161V156H159V158H161V160H159L158 158V160L159 161H157L156 159H153L155 156L154 155H152V159L153 160H151V162L152 161H154V162H150V160H146L145 161V164L148 166H150V165H152L153 163V167L152 166H150L149 168L151 169V171L153 172V170H152V168H154V167H156V168H154V175L153 176H151L152 174H150V173H146L147 175H149L146 179H147V181H146V179H145V177H143L144 175H146L145 174V172H142V173H140V171H139V174L138 175H136L135 176V179L137 178V180H138V182L139 183H141V184H136V183H133V185L134 186H137V185H141L140 187L138 186V188L136 189V187H134L132 184H130V183H132V181L131 182H129V180L127 181V182H125V186H124V188L122 189V188H120L119 190H117V191H119V197H120V199L121 200H119V201H117V203H116V201L115 200H117V199H115V198H117L118 196V194L116 193V192H111V194L112 193H115V194H117V195H111L110 196V194L108 195V196H110V197H114L115 196V198H111L112 200H113V203L112 202H110L111 200L108 198V196H107V200H110L109 202L106 200H104L105 201V203H109L110 205L108 206V203H107V207H105L104 205L105 204H103V208H105L104 210L105 211H102L101 209H103L102 208V206L100 205L99 206V204H98V206L99 207H101V208H99L98 206V208H99V212H100V210L102 211V213L104 212L105 214H104V216H106L108 213H109V215H111L112 213L110 212L111 210H112V208L114 209L115 207V210H113L112 212L114 213V214H112L111 215V218L109 219V216H106L107 218H106V220L105 221H102V220H104V219H102V217H99L98 218V216H103V214L101 213V215L99 214H97L98 212H95V211H93L92 213L95 215V219L96 220H98V219H102L101 220V222H105L104 224H102L101 222H99V223H101L100 224V226L99 227H101V228H98V229H96V227H97V225L95 224L96 223V221L94 222H90V223H94L96 226H94V225H92V224H90L89 222V224L90 225H92V226H94V227H92V226H90V227H92L91 228V230H90V227L88 228V226L86 227L85 225L83 226L82 224H87V225H89L88 223H86V221L85 220H88V221H90V219H87V217L90 215V214H92L91 213V211L90 212H88V208L89 207H92V206H89V207H86L85 209L87 210V212H88V214L89 215H87L86 214V212L84 213V208H83V213L84 214H86L87 215V217H86V215H84L83 216V213L80 211V210H76L78 213H79V217H80V215H81V213H82V215H81V218L83 219V220H81L80 222L82 223H80V225L82 226V227H80V225L79 226H77V224H79L78 223V220L76 221V218L78 217H76L74 220L76 221V223H75V221L74 220H72V218H73V215L72 214H69L68 215V217H70L71 215H72V218L70 217V218H68V217H66V220L65 221H63V222H61L60 224H58L57 225V227H58V229H57V227H55V230L57 229L58 231H55V230H53V231H55V234H56V236L55 237H57V239H55V238H53L54 237V232H49V234H50V236L52 235V233H53V235H52V237H50V238H48V235H47V237H45V235H43L44 236V238L43 237H41L42 238V241L45 239V241H43V242H45V243H41L40 244V242L38 243V241H37V243H35V244H37L36 245V247H35V250H33V248H32V252L34 253H32L31 251H30V254H25V255H23V257H19L18 256V258H19V260H17L18 258L16 257V260L14 259L15 257L13 256V254L11 255V257H10V263L11 264H17L18 262V264H101V263H103L109 256H111V255H113V254H115L116 252H117V250L121 247V246H123L124 244H126V239L128 238H130V236H132L133 234H134V232H136L141 226H143V225H145L146 223H148L152 218H154L155 216H157L158 215V213H159V210H160V208H162L163 206H165V205H167V203H170V202H172L176 197H178L179 195H181V193H186L187 191V189L188 188H192L193 186H195L196 184H199V185H201L199 182H203V183H205L203 180H204V178H206L207 177V175L209 176V173L213 170V169H216V168H218V167H220V166H222L224 163L226 164V163H228V161H230V159H232L234 156H236L239 152H241L242 150H243V148H245V147H247V146H249V144L251 145L254 141L253 140H255V138L258 136L257 134L259 133V130H261L262 128H264V126L262 127V125H264V123H261V121L262 122H264V95H263V91H264V76H263V78L261 77V78H259V79H256V80H249L248 82ZM89 82H90V80H89ZM98 82V83H97ZM52 83H53V86H52ZM57 83V84H56ZM95 83H97V84H95ZM85 84H83V85H85ZM92 84V85H91ZM237 84V85H236ZM58 85V86H57ZM61 85V86H60ZM64 85V86H63ZM65 85H66V87H65ZM103 85V86H102ZM90 86H92V87H90ZM63 87V88H62ZM64 87H65V90H63L64 89ZM90 87V88H89ZM102 87V88H101ZM60 88V89H59ZM239 88V89H238ZM33 89H31V90H33ZM98 89V90H97ZM99 89H101V92H100V90ZM135 89H137V91L138 92H136V90ZM237 89V90H236ZM30 90V91H31ZM37 90V91H36ZM42 90V91H41ZM52 90V91H51ZM57 90H59V91H57ZM142 90L143 89H140V94H141V92H142ZM95 91V94L94 93H92V92H94ZM98 91H99V93L103 96V100L101 99V97H98V96H100V94L98 93ZM102 91H103V93H102ZM51 92V93H50ZM91 92V93H90ZM131 94H130V93ZM41 93H43L42 95H40ZM50 95H49V94ZM53 93V94H52ZM129 93V95H127ZM39 96H38V95ZM67 94V93H66ZM87 94H89V95H87ZM97 94H99L98 96H97ZM105 94V95H104ZM124 94H126V101H125V99H124V97H123V100L125 101H123L121 98H122V96L124 95ZM133 94V95H132ZM138 94V95H137ZM189 94H191V93H189ZM32 95H33V97H32ZM92 95H94V96H92ZM96 95V96H95ZM131 95V96H130ZM135 95V96H134ZM26 98H25V97ZM28 96H30V97H28ZM35 96V97H34ZM65 96V97H64ZM70 96H74V97H76L75 99L76 100H79V101H74V98L73 97H70ZM137 96V97H136ZM235 96V97H234ZM18 97V99H16ZM69 97H70V99L71 98H73V99H71L72 101L70 102V100H69ZM78 97V98H77ZM84 97L86 98V99H84ZM98 97V98H97ZM127 97H130L131 99H129L128 98V100H127ZM135 97V98H134ZM234 97V98H233ZM263 97V98H262ZM21 98H23V99H21ZM33 98V99H32ZM39 98V99H38ZM100 98V99H99ZM120 98V99H119ZM26 99V100H25ZM27 99H29V100H27ZM30 99H32V100H30ZM63 99H65V100H63ZM262 99V100H261ZM10 100V101H9ZM33 100H34V102L35 103H37L36 101L38 100L39 102H38V106L36 107V105L34 106V104L35 103H33ZM36 100V101H35ZM67 100L69 101V102H67ZM100 100V101H99ZM119 100V101H118ZM121 100V101H120ZM130 100H131V102H130ZM261 100V101H260ZM30 101H32V102H30ZM80 101H82V103H80L81 104V106H80V104L78 103V102H80ZM85 101V102H84ZM95 101V102H94ZM115 101L116 102H120V103H115ZM123 101V102H122ZM227 101V102H228ZM259 101V102H258ZM28 102L29 103H33L32 105L31 104H29L28 105ZM80 107H78V109H77V107L75 106V103ZM226 102V103H227ZM263 102V103H262ZM6 103V104H5ZM19 103V104H18ZM23 103H25V104H23ZM56 103V104H55ZM68 103H70V104H68V106H71V107H68V106H66ZM74 104V105H72V104ZM93 103H95V104H93ZM116 105L115 106V108H113V106H114V104ZM128 104V105H122V104ZM255 103L257 104V105H255ZM54 104V106L52 107L51 105H53ZM92 104V105H91ZM113 104V105H112ZM119 104L120 105H122V106H120L119 107ZM220 104V103H219ZM252 104H254V105H252ZM260 104H262L263 106L261 107L260 106ZM9 105V106H8ZM18 105V106H17ZM60 105V106H59ZM63 105V106H62ZM218 105V106H217ZM8 106V107H7ZM28 106H29V108H28ZM33 107V109H32V107ZM73 106H74V108H73ZM124 106H125V108H124ZM255 106V107H254ZM257 106H259L258 108H257ZM3 107H7V108H5V109H7V110H4V111H2L3 109ZM10 107H12V108H10ZM36 107V109H34ZM76 107V108H75ZM109 107H111L112 109H110ZM122 107L124 108V110L122 109ZM249 107H251L250 109H249ZM260 107H261V110H263V111H258L259 109H260ZM10 108V109H9ZM48 108V109H47ZM117 108H120L119 109V111H121V113L123 112H125V114H122V115H119V114H121V113H119V111L117 110ZM220 109V111L221 112H223L224 111V109ZM258 109L257 110V112H258V114L257 113H255V109ZM30 109H32V110H30ZM72 109H74V110H72ZM116 110V111H114V113L112 112V110ZM123 111H122V110ZM43 110V111H42ZM67 112H66V111ZM75 110H76V112H75ZM78 110V111H77ZM103 110H105L104 112V114L106 115H104L102 112H103ZM30 111H32V112H30ZM35 111V112H34ZM38 111V112H37ZM45 111V112H44ZM72 111H74L75 113H74V115H73V113H72ZM219 111V112H220ZM250 111H251V114H250ZM252 111H253V114H252ZM0 112V113H1ZM8 112V111H7ZM42 112V113H41ZM65 112H66V116H65ZM69 112V113H68ZM108 112V113H107ZM116 112H118L117 114L119 115V117L121 118V122H119L120 121V119H119V117L117 118V116H116V120H118L117 122H119V123H117V122H115L114 121V118H115V113ZM221 112H220V114H221ZM245 112V113H244ZM260 112H263V114H261ZM36 113V114H35ZM68 113V114H67ZM108 114V116H107V114ZM111 113V115H112V120L113 121H111L109 124L111 125H108L109 127H112V130L116 127V129L115 130H113L115 133H117V134H115L114 132H112V135L113 134H115L116 136H113V138H114V141H112L113 139H112V136H110L111 134V128H109L108 127V131H110V133H109V135L108 134H105V136H103V140H101L100 142L102 143H99V141L97 142V143H89L88 144V146H87V148L85 149V151L84 152H82L81 154H79V155H76L75 154V156L74 157H77V158H75V159H72V156L69 158V160L68 161H70L69 162V164L70 163H72V161H75V160H77V163L76 162H73V163H75L79 168H78V170L80 169V170H82L81 172H83V173H85V174H83V175H81L82 173H80L79 171H77V167H75V166H73L72 164L71 165H69L68 163V165L67 166H65L64 165V167H65V170L67 171V170H69V168L71 167L72 169H75L76 171H73L71 168H70V172H72L73 173V175L70 173L69 174V171H65V173H67V174H69L70 176H72L71 178H72V181H69V180H71V178L69 177V176H67V174L65 175L64 173V176H63V174H62V172H64V167H62L63 168V171H61V172H59L58 171V176L61 178H65V179H62V180H64V181H62V185H60L61 183V180H59L60 178L57 176V173H55L56 175H54L55 177H57V178H53L52 177V175L50 176V177H52L53 179H54V181H53V179H52V181H50L49 180V178L46 180L47 181V183H48V180H49V183H52V184H48L49 186H50V188H49V186H47V183H46V181H43L42 182V184H41V188H42V190H46V192L45 191H43L42 192V190H39V192H41V193H39L38 192V195L39 196H37V194H36V197L37 198H39V197H41V198H39V200L35 197L34 199L36 200H33V202L35 203H33V205L31 206L32 208H30L29 210H28V213H27V217L25 216L26 214H25V212H24V215H23V213H19V212H16V211H14L15 210V208L17 207V205L19 204V199L17 198L18 196H20V194H21V191L23 190L24 191V189L23 188H25L29 183H30V181L32 180V178L34 179V177L36 176V175H38V173H40L42 170H44V168L43 167H46L48 164H50V163H48V162H50V161H52V159L54 158V157H56V156H58L57 155V152L58 153H60L61 152V149H63L62 150V152L63 151H65L64 149H69V148H72V147H74V146H76L83 138H82V136H81V138H80V136L79 135H83V137H84V134H85V128L92 122V124H94L95 122H97V120L99 119L98 117L96 118L95 116H93V115H95V114H98L97 116H99V114H100V119H99V121L100 122H102V120L101 119H106V117H109L110 114ZM113 113V114H112ZM217 115H216V114ZM224 113V112H223ZM255 113V114H254ZM3 114L4 113H2L1 115L3 116ZM77 114V115H76ZM103 114V115H102ZM244 114H245V116H244ZM257 114V115H256ZM1 115H0V117H1ZM71 115V116H70ZM101 115H102V117H101ZM253 115H255L254 116V119L252 118L253 117ZM260 117H259V116ZM32 116V117H31ZM92 116L94 117L93 118V120H91V122H90V119H92ZM123 117V119H122V117ZM211 116H213V117H211ZM218 116V117H217ZM224 117V120H223V122H221L222 120H219V119H222L223 117ZM34 117V118H33ZM36 117V118H35ZM68 117V118H67ZM105 117V118H104ZM68 120H67V119ZM95 118H96V121L94 122V120H95ZM216 118V119H215ZM24 119V120H23ZM35 119V120H34ZM57 119V120H56ZM211 119V120H210ZM246 119V120H245ZM54 120H56L57 122H58V124H60V125H58L57 123H53L54 122ZM70 120V121H69ZM217 120H219L220 122H221V124H220V122L218 121V123H215V122H217ZM252 120V121H251ZM254 120V121H253ZM88 123H87V122ZM122 121H123V124H124V126H122ZM260 121V122H259ZM51 122H52V124H51ZM62 122V123H61ZM90 122V123H89ZM86 123V124H85ZM99 123V122H98ZM120 123H121V125H120ZM259 123V124H258ZM35 123H33V125H34ZM87 125L86 127H84L83 125ZM92 124H90L91 126H93ZM95 124H97V123H95ZM94 124V125H95ZM255 124H257V126L255 125ZM51 125H53V127L52 128H50L51 127ZM127 126H128V124H126ZM260 125V127H258ZM83 126V128H82V131L80 130L81 129V127ZM133 126H136V125H133ZM138 126V125H137ZM89 127V126H88ZM87 127V128H88ZM129 127H131L130 129L132 130L133 128H132V124L129 126ZM257 127V128H256ZM30 128V127H29ZM86 128V129H87ZM120 128V129H119ZM258 128H260V129H258ZM52 129V130H51ZM124 129H127V130H129V128H127V127H125ZM134 129H135V127H134ZM195 129H196V131H195ZM54 130V131H53ZM77 130H78V132H77ZM85 130V131H84ZM127 130H125V131H127ZM22 131V132H21ZM79 131H80V133H79ZM84 131V132H83ZM108 131H106V133H108ZM117 131V132H116ZM135 131H137V129L135 130ZM134 130H133V132L136 134V132H135ZM186 131V132H185ZM192 131V132H191ZM26 132V133H25ZM77 132V133H76ZM129 132H130V130H129ZM131 133L130 132V134L128 133V136H127V138L129 139V138H131L132 139V137H133V134L134 133ZM191 132V133H190ZM28 133V134H27ZM76 133V136L77 137H79V139H77L76 138V136H74V134ZM127 133V132H126ZM186 133L188 134L187 135V140H186ZM25 134H26V137H25ZM32 134V135H31ZM118 134H120V137H119V135ZM134 134V135H135ZM191 134V135H190ZM30 135V136H29ZM107 135V136H106ZM117 135H118V138H117ZM122 135V136H121ZM21 138H20V137ZM72 136H73V138H72ZM132 136V137H131ZM178 136V137H177ZM180 136V137H181ZM184 136V137H183ZM124 139H122V138ZM72 138V139H71ZM109 138V139H108ZM116 138H117V140H116ZM14 139V140H13ZM20 139V140H19ZM81 139V140H80ZM122 139V140H121ZM184 139H185V141H184ZM10 140H13V141H10ZM16 140H18V141H16ZM178 140H179V142H178ZM14 141H16L15 143H14ZM25 141V142H24ZM120 141H121V143H120ZM125 141V142H124ZM167 141V140H166ZM165 141V142H166ZM180 141H181V143H180ZM168 142V141H167ZM183 142H184V145H183ZM169 143L171 144V141H169ZM169 143H167V144H169ZM9 144H10V146H9ZM15 144V145H16ZM99 144V145H98ZM103 146V148H102V146ZM105 144H108V145H105ZM110 144H111V146H110ZM113 144V145H112ZM169 144V145H170ZM175 144V145H174ZM180 144H182V145H180ZM30 146V147H29ZM63 148H62V147ZM64 146H65V148H64ZM68 146V147H67ZM33 147V148H32ZM91 147V148H90ZM109 147V148H108ZM112 147V148H111ZM114 147V148H113ZM1 148H3V146H1ZM4 148V149H5ZM57 148H61L60 150L58 149V151L56 150H54V155L55 156H53V153H52V151H53V149H57ZM100 148H102V150L103 151H105V152H100V151H102ZM160 148V147H159ZM32 149H34V150H32ZM66 149V150H67ZM89 149H90V153H89V156L91 155V152L93 151L94 153H92V155L94 156H90L91 158H89V156L88 155H86V154H88V152H89ZM110 149H111V151H110ZM168 149H170V150H168ZM41 150V151H40ZM92 150V151H91ZM96 150V151H95ZM108 150H109V153H107L108 152ZM162 150V151H161ZM176 150V151H175ZM34 151V153L32 154V152ZM38 151H40L39 152V154L38 155H36L37 153H38ZM87 151V152H86ZM26 152H27V154H26ZM30 152V153H29ZM86 152V153H85ZM95 152H96V154H95ZM98 152V153H97ZM162 152V153H161ZM169 152V153H170ZM99 153H100V155H99ZM163 153L165 154V155H163ZM24 154V155H23ZM27 156H26V155ZM52 155V159H50L49 160V158H51V155ZM98 154V155H97ZM101 154H103V156L101 155ZM180 154V155H179ZM29 155V156H28ZM50 155V156H49ZM162 155H163V157H162ZM175 155H177L178 157H175ZM16 156V157H15ZM100 158H99V157ZM171 156V157H172ZM181 158H180V157ZM20 157H18L17 158V160L18 161H16L17 163L19 162V159H20ZM28 157V158H27ZM48 157V159H46ZM73 157V158H74ZM30 158V159H29ZM151 158V157H150ZM156 158V157H155ZM178 158V159H177ZM46 159V162L44 161ZM100 159V160H99ZM163 159V160H162ZM49 160V161H48ZM78 160L80 161H82V163H80V162H78ZM97 160V161H96ZM14 161V162H13ZM83 161H85V162H83ZM147 161L148 162H150L151 164H147ZM160 161H161V164H162V161H163V165H160L159 163H160ZM165 161H166V163H165ZM170 162V164L168 165V166H170V167H168L167 168V163H169ZM6 164H5V163ZM23 162H24V160H23ZM43 162V166H42V163ZM44 162H45V164H44ZM87 162V164H86V168H87V170L88 169H91L90 171L88 170V174L86 173L87 171H85L84 172V170H86V168L83 170V167H85V163ZM89 162H92V165L91 166H88V165H90L89 164ZM157 163V165H156V163ZM47 163V164H46ZM11 166H10V165ZM13 164H15V166L16 167H18V170H16V169H14L15 167H13ZM29 164V165H28ZM41 164V165H40ZM165 164V165H164ZM6 165L7 166H9V167H7L6 168ZM39 165L43 168H39ZM45 165V166H44ZM155 165V166H154ZM161 166V168H160V166ZM174 165V166H173ZM20 166H22V167H20ZM25 166V167H24ZM88 166V167H87ZM166 167V168H164L163 169V167ZM20 167V168H19ZM24 167V168H23ZM66 167H68L67 169H66ZM74 167V168H73ZM146 167V166H145ZM152 167V168H151ZM159 167V168H158ZM4 168H6V169H4ZM11 169V170H10ZM40 169V170H39ZM144 169H148V167H146V168H144ZM5 170H6V172H5ZM9 170L11 171V172H9ZM39 170V171H38ZM140 170H143V167H142V169H140ZM160 170V171H159ZM3 171V172H2ZM14 171V172H13ZM38 171V173H36ZM148 171H150L149 169H148ZM157 171V172H156ZM159 171V172H158ZM9 172V173H8ZM13 172V173H12ZM43 172V171H42ZM41 172V173H42ZM74 172H78V174H80L79 175V177L80 178H78L76 175H75V173ZM155 172H156V174H155ZM5 173V174H4ZM10 173H12V174H10ZM35 174V175H34ZM61 174H62V176H61ZM77 174V175H78ZM9 175V176H8ZM33 175H34V177H33ZM84 175H86V177H89V178H85V176ZM3 176H5V177H7V178H4L3 179ZM75 176L77 177V184L76 185H78L79 183H78V180L80 179H83L82 177H84L85 179H83L84 181H82L81 183H80V185H78V186H75V184H74V186L76 187V189H75V187L73 186V183L71 184L70 183V185H72V187L69 185L68 186V183L69 182H73L74 180H76V179H74L75 178ZM246 176H249L248 178H252L253 180H254V185L256 184V183H258L256 180H260L261 179V176H259V174L257 175V176H255L254 174H251V175H246ZM74 177V178H73ZM149 177H151V179H148ZM27 178V179H26ZM28 178H30V181L28 182ZM69 178V179H68ZM18 179V180H17ZM66 179L69 181H67V184H66V186H67V190H69V191H66V186H65V184H63V183H66ZM140 179H145V182H144V184H143V182H142V180H140ZM245 179H247L246 177H245ZM252 179H250L251 181H252ZM1 180H3V181H1ZM4 180H6L5 182H4ZM24 180V181H23ZM26 180V181H25ZM57 180V181H56ZM58 180L60 181V182H58ZM79 180V181H80ZM206 180H208V177H207V179ZM134 181H136V180H134ZM133 181V182H134ZM6 182H7V184H6ZM22 182V183H21ZM26 182H28V183H26ZM86 182L83 184L84 186H85V184H86ZM5 183V184H4ZM15 183V184H14ZM27 185H26V184ZM44 183V184H43ZM45 183H46V186H45ZM54 183H56V185H54L53 186V184ZM57 183H60V184H57ZM74 183H76V181H74ZM21 184V185H20ZM24 184H25V187H23L24 186ZM45 187H44V186ZM52 185V186H51ZM57 185L59 186V187H57ZM144 185V186H143ZM7 186V187H6ZM19 186V187H18ZM59 189L61 186V188H63V186H65L64 188H65V190H64V188L63 189H61L62 191H63V193H65V194H63L62 193V191H60V192H56L58 189L56 188V187ZM79 186H80V188H79ZM83 186V187H84ZM131 186H132V188H131ZM20 187L22 188L21 190H20ZM47 187V188H46ZM53 187H55L56 188V190L55 189H52ZM68 187H71L72 188V191H71V188H69L68 189ZM73 187H74V189L76 190H74L73 189ZM7 188V189H6ZM9 188V189H8ZM44 188V189H43ZM49 188V189H48ZM125 188H126V190H125ZM134 188H135V190H134ZM6 189V190H5ZM53 190V191H55V193L57 194V196L56 197H58V194L59 193H61V194H59L60 196L58 197V200L56 199V197H55V193L54 192H52V191H48V190ZM5 190V191H4ZM17 190H19V192H20V194H17L18 193V191ZM74 190V191H73ZM120 190H123V191H126L125 193H126V195L128 194V196H130V198L128 197V196H126V195H124L123 197H124V199H123V197L121 196V195H123V194H125V193H123V191H122V193H121V191ZM129 190V191H128ZM137 190V191H136ZM3 191H4V193H3ZM16 191H17V193H16ZM22 191V192H23ZM48 191V192H47ZM71 191V192H70ZM128 191V192H127ZM135 191V192H134ZM229 190H227V192H228ZM5 192H7V193H5ZM11 192L13 193V194H15V196L13 195V197H11L10 195H11ZM50 192H52L53 193V197L51 196V194H50ZM70 193L71 195L69 196L68 195V197H65V196H67V194L68 193ZM132 192H134V193H132ZM226 191H224L223 192V194H220V195H222V197L223 198H231V200H233V198H232V196L233 197H238L239 195H237V194H239V193H237L236 195H234L235 193H236V191H234V192H232L233 194H232V196L230 195H228V193H227ZM240 192V191H239ZM257 192H259V191H257ZM44 195H43V194ZM47 193V194H46ZM48 193L50 194V196H51V198H49L50 196L48 195ZM138 193V194H137ZM225 193L227 194V195H225ZM229 193H231V191L229 192ZM248 193V192H247ZM263 193H264V191H263ZM10 194V195H9ZM129 194H132V195H129ZM133 194H135L136 195V197H134L133 196ZM257 193H255V195H256ZM10 196L11 198H8V196ZM41 195V196H40ZM49 196L48 198H49V201H48V199H46L45 200V196ZM63 195V196H62ZM224 195V196H223ZM240 195H242V193L240 194ZM7 196V197H6ZM44 196V197H43ZM46 196V197H47ZM117 196V197H116ZM133 196V197H132ZM254 196V195H253ZM16 197V198H15ZM55 197V199L57 200L56 201V203H55V201L53 202V201H51V199L52 198H54ZM65 197V198H64ZM220 197L221 196H219V197H216V198H213V199H211L209 202L211 203H214V204H216V202H215V199H218L217 200V204H219V200H220ZM234 198L235 200L237 199V201H238V205H237V201H235V200H233V201H231L230 202V204L228 205V204H226L225 206H228V214H230V215H228V214H226L225 213V211L226 210H220V208L222 207L223 208V206H219V205H215L213 208H211L210 207V203L208 202V204L206 203H204L205 201H201V202H198V201H196V202H194L192 205L191 204H189V205H191L190 207H189V205L187 206L188 207V210L187 209H185V212L188 214V212H189V210H193L194 211V213L192 212V214L194 215L196 212H197V210H199V212H202V214H203V212H206V213H204L203 214V216L206 214V216H208V214H209V216H208V218L210 217V219H213V220H210L209 219V221H208V219H207V221L208 222H205L204 220H206V216H201L200 217V220L198 221V222H196L195 223V225H194V223H192L191 221H193L192 219L190 220V217L191 216H193L191 213H190V217H189V220H190V222H191V225H192V227L195 229V230H193V229H191V227H189V229L188 230H193V231H195L196 233H197V235L199 236H195L196 234H194V232L193 231H191L193 234H194V236H193V238H192V240L194 239V237H195V240H193V241H196L195 243L197 244V240L199 239V238H201V240H203V241H201L200 239H199V241H201V243L203 242V243H205V244H202V246H199V245H201V243L199 244V242H198V246L196 247L195 246V244H192L191 242H189V240H191V239H189V238H187L186 236H190V231H189V234H188V231L186 232V230L184 229V227H187L188 228V226H184V224H187V223H190V222H187V218H183V223H182V221H181V223L183 224V225H181V223L180 222H176L175 221V223H180L179 225H181V227L182 228H180V227H178V224H175V228H171V225H168L169 226V228H167L165 231L170 235L171 234V236H173V238L171 237V239L173 240L174 238L175 239H177V243L175 242L174 244H176L175 245V247H177L178 249L177 250H173V248H175L174 247V244H172L171 245V243H173V241L170 239V241L169 242H171L170 244L168 243V247H169V245H170V250H169V248H168V250L167 251H165L166 250V248H167V244H165L164 243V245L163 244H157V246H158V248L157 247H155V245L153 246L154 248H155V250L154 251H156L155 252V254L154 253H150V252H148V256L145 254V253H143V252H145L146 251V248L149 246H147L146 248H145V251H141V252H139V253H142V254H138L137 253V255H136V253L134 254V256L136 257L137 256V259H143L144 261L146 260V262H147V260L148 259H150V255L152 254V257H151V261H152V258H153V261L152 262H150V264H169L170 262H173V260H177V263L176 262H174V263H176V264H191L192 262H193V260L195 261V260H198V259H196V258H201V256H202V258H201V260L199 259V262H201V263H199V264H202V262L203 261H205L204 260V258L206 257H210L209 258V261H210V263H212V261L213 262H215V263H218V261L217 260H219L220 261V259H217V257L216 258H214L213 257V252H211L212 254H211V256H210V252L209 251H214V248L212 247H210V245H211V240H213V239H216V237H217V239L216 240H218V243H221L220 241H222V239L221 238H223L222 237V235H221V231H222V227H224L225 229H226V227L225 226H227L228 224H225V222H226V220H228V221H230V218H232V216H234V215H236V217H238V216H242L241 214L244 212H241L242 210H241V208H240V212L241 213H239L238 214V210H237V208H236V210H234V207H233V205H235V207H237V206H240L241 207V204L239 205V203H241L242 202V204H243V201H244V197H243V195H242V197H240V199H239V197L238 198ZM3 198H0V200L2 199L3 200ZM9 200V202L11 203L12 201H14V199H15V201H14V203H13V205H15V206H13L12 204H11V206L9 205L10 203L7 201V199ZM134 198V199H133ZM222 198V199H223ZM16 199H17V201H16ZM59 199H61V200H59ZM115 199V200H114ZM246 199V198H245ZM45 200V201H44ZM126 200V201H125ZM241 200H243V201H241ZM41 202V203H39V202ZM46 203V202H48L49 204V206L47 205V203L45 204L44 202ZM104 201H102V202H104ZM115 201V202H114ZM200 201V200H199ZM241 201V202H240ZM249 201V203L251 204V202H253L250 206L252 207V205L255 203L256 204V202H255V200H252V201H250V200H248ZM7 202V203H6ZM17 202V203H16ZM43 202V203H42ZM52 202V203H51ZM98 202V201H97ZM121 202V203H120ZM233 202H236L235 204L233 203ZM16 203V204H15ZM55 203V204H54ZM99 203L101 204V201H99ZM111 203L113 204L112 205V207H111V209H110V206H111ZM232 203V204H231ZM39 204H41V207H40V205ZM53 204V205H52ZM116 204H117V206H116ZM203 205V207H204V204H205V207H207V208H200L202 205ZM2 205V206H1ZM8 205H9V207H10V209H13V210H10L9 209V207H8ZM47 206V209L46 208H43L44 206ZM95 205V204H94ZM37 208H36V207ZM39 206V207H38ZM115 206V207H114ZM118 206H119V208H118ZM197 206V207H196ZM209 206V207H208ZM217 206L219 207V208H217ZM243 206V205H242ZM6 208L5 209V211H3L4 209L3 208ZM94 207V206H93ZM96 207V205H95V208H97ZM109 207V208H108ZM251 207H249V208H251ZM258 207V206H257ZM257 207L255 206V207H253V210H249L250 211V214L253 216H250V214H249V218H253V219H250L252 222H253V225L255 226H253V225H251L252 227H253V229H252V232L254 231L255 233H257V234H261V236H260V234L259 235H257V234H255L254 235V237L252 236V238H254L256 241L258 240V239H256V238H259V240L257 241L259 244H257V242L256 241H254V239H252L251 238V235H253V233L252 232H250V233H252L251 235L249 234L248 235V237H247V239L246 238H244L245 236H247V233H242L241 231H239L238 229L235 231V233L233 234L234 235V237H235V234H236V237L235 238H242L243 237V240L242 241H240V243L243 245V247L246 249V250H243V249H241V250H243V255H245V257L241 254V256L240 255H238V258H239V256L240 257H242L243 256V258H245V259H243V261L244 260H249V261H251L250 262V264H264V251L262 252L261 251V248L262 247H260V246H264V221H262V220H264L263 218V216H260V217H255V218H257V219H254V214L255 213H253L252 211H258V210H256L257 209ZM33 208H35V210L33 209ZM41 208V209H40ZM43 208V209H42ZM49 208V209H48ZM95 208H89V210H94ZM186 208V207H185ZM215 208L217 209L216 211H215ZM225 209H227V207H224ZM223 208V209H224ZM229 208H231V209H229ZM38 210V213H37V216H36V214L34 215V213H36L37 212V210ZM46 209V210H45ZM205 209H209L210 211H206ZM213 209H214V211H215V213L213 212ZM220 210V214H219V210ZM262 209H264V205H263V208ZM6 210H7V212H10L9 214L11 215H9V214H7V212H6ZM41 212H40V211ZM44 210V214H43V211ZM97 210V209H96ZM110 210V211H109ZM191 210V211H192ZM201 210H203V211H201ZM30 211H31V214L32 215H34V217H33V219H31V220H29L32 216H30ZM34 211V212H33ZM45 211H46V213H45ZM80 211V212H79ZM115 211V212H114ZM196 211V212H195ZM221 211L222 212H224L225 213V216H223L222 214H224V213H222L221 214ZM237 211V212H236ZM254 211V212H255ZM27 212V211H26ZM77 212H73V214L75 215ZM107 212V213H106ZM154 212H156V214H153ZM184 212V210L183 211H181V213H183V214H186ZM217 212V213H216ZM232 212H234L233 214H232ZM246 212V211H245ZM40 213V214H39ZM42 213V214H41ZM77 213V214H78ZM208 213V214H207ZM212 213V214H211ZM235 213H237V214H235ZM263 213H264V210H263ZM96 214L98 215L97 217H96ZM201 214V215H202ZM217 214V215H216ZM219 214V215H218ZM244 214V213H243ZM6 215L9 217H6ZM17 215V216H16ZM215 215V216H214ZM222 215V218H223V220L222 221H224V222H222L221 223V216ZM238 215V216H237ZM22 216H25V219L23 220V217ZM28 216H30V218H28ZM227 216V217H226ZM228 216H230V217H228ZM22 217V218H21ZM75 217V216H74ZM84 217V218H83ZM92 217V215H90V217L89 218H91V220H95L94 218ZM174 218H176V215H174L173 216ZM226 217V218H225ZM3 218V219H2ZM5 218H7V219H5ZM15 218H17V219H15ZM80 218V219H81ZM98 218V219H97ZM103 218H105V217H103ZM203 218H205L204 220H203ZM226 220H225V219ZM229 218V219H228ZM259 218H260V222H259ZM9 219H11V221L13 222H11V226H13V225H15L14 226V230H13V227L11 228V226H10V224H8V225H5L4 223L7 221V220H9ZM29 220V221H27V220ZM65 219V218H64ZM63 219V220H64ZM67 219H68V221H69V223L67 222ZM79 219V220H80ZM108 219V220H107ZM220 219V220H219ZM4 220V221H3ZM72 222H71V221ZM254 220H256V221H254ZM2 221V222H1ZM14 221H16V222H14ZM24 221H27L28 223H26L25 224V222ZM82 221H84V222H82ZM179 221H180V219H179ZM186 221V222H185ZM211 221H213L212 223H213V228L210 226L212 223H210ZM227 221V222H228ZM10 221H8V222H6V224L7 223H9ZM18 222H20V223H18ZM67 222V224H65V223ZM262 222V223H261ZM29 223L31 224L30 226H29ZM34 223V224H33ZM200 223H201V229H199L198 227L200 226ZM204 223L205 224H208L207 226H205L204 225ZM4 224V225H3ZM63 224H65V225H67V226H65V225H63ZM98 224V223H97ZM171 224H173V223H171ZM198 224V225H197ZM203 224V225H202ZM215 224V225H214ZM223 224L225 225V226H223ZM5 227V228H3V226ZM20 227V226H22L21 228H19L18 226ZM28 225V226H27ZM61 225H63V227L65 226V228H63V229H65L64 230V233H63V229L62 230H60V231H62L61 233H56V232H60L59 231V229H61L62 227H61ZM71 225V226H70ZM99 225V224H98ZM189 225V224H188ZM222 225V226H221ZM230 225V224H229ZM237 226L239 225V224H236ZM9 226V227H8ZM25 228H24V227ZM27 226V227H26ZM70 228H69V227ZM167 226V227H168ZM173 226V225H172ZM196 228H195V227ZM257 226H259L260 228H256ZM17 227V228H16ZM31 227V228H30ZM85 228V232L84 231H82L81 229L82 228ZM165 227V226H164ZM177 227H178V230H179V228H180V230L179 231H181L182 232V235H184L188 240L186 241L185 239L186 238H184V236L182 237V235L181 234H179L180 232H176V234H175V231L177 230ZM206 228V229H204V228ZM251 227V228H252ZM263 227V228H262ZM3 228V229H2ZM7 228H11V229H7ZM87 228H88V230H87ZM162 228H163V226H162ZM203 228V229H202ZM212 228V229H211ZM222 228V229H221ZM238 228V227H237ZM5 229L6 230H9L10 231V233L8 234L7 233V231L5 232ZM18 229H20L19 231H16V230H18ZM71 229V230H70ZM172 229V230H171ZM184 230L185 231V233H183L184 231H182V230ZM198 229V230H197ZM209 229V230H208ZM258 229V230H257ZM13 230V231H12ZM21 230H23V231H21ZM26 230H27V233H26ZM89 230H90V232H89ZM94 230V231H93ZM97 230V231H96ZM175 230V231H174ZM213 230H215V234H216V236H215V234H214V232L212 233V234H210V232ZM221 230V231H220ZM8 231V232H9ZM12 231V232H11ZM160 230H158V232H159ZM197 231H199V233L197 232ZM224 231V230H223ZM15 232V233H14ZM69 232H71V234L68 236V234L66 235V233H69ZM158 232H156V233H158ZM160 232H162V231H160ZM208 234H210L211 235V237L209 238L208 236H210V235H207V233ZM7 234V236H6V234ZM16 233H17V235H16ZM201 233H203V234H201ZM238 233V234H237ZM4 234V235H3ZM10 234L12 235V234H14V237L16 236V239L13 237V235L12 236H10ZM21 234V235H20ZM62 234V237L60 236V237H58L59 235H61ZM63 234H65V235H63ZM167 234V235H168ZM186 234H188V235H186ZM193 234H191V236H190V238L192 237V235ZM200 234V235H199ZM214 234V236H215V238H214V236H212ZM168 235V236H169ZM201 235H203V236H201ZM257 235V236H256ZM10 236V237H9ZM19 236H21L20 238H22V239H20L19 238ZM65 236H68L67 238H64ZM167 236V237H168ZM201 236V237H200ZM204 236H206L207 237V240H210L208 243V245H207V242H206V237L204 238ZM238 236V237H237ZM256 236V237H255ZM4 239H3V238ZM6 237V238H5ZM8 237V238H7ZM13 237V238H12ZM170 237V236H169ZM234 237H233V239H234ZM11 238V239H10ZM41 238L39 239V240H41ZM46 238H48L49 240H51V241H49L48 239H46ZM212 238V239H211ZM220 240H219V239ZM3 239V240H2ZM18 239V240H17ZM127 239V240H128ZM230 239H232V238H230ZM17 240V241H16ZM20 240H22V242H23V244L24 243H26V244H21L20 242ZM38 240V239H37ZM47 240V241H46ZM54 240V241H53ZM57 240V241H56ZM191 240V241H192ZM216 240H214L213 242L214 243H212V244H214V247H216L215 245L216 244H218V243H216L217 241ZM254 242H253V241ZM49 241V242H48ZM53 241V242H52ZM175 241V240H174ZM192 241V242H193ZM205 241V242H204ZM227 241V240H226ZM10 242H9V244H10ZM18 242V243H17ZM122 242H124V243H122ZM189 242V243H188ZM4 243V244H3ZM32 243V246L30 245ZM216 243V244H215ZM257 245H256V244ZM261 243H263V245L261 244ZM3 244V245H2ZM180 244V245H179ZM191 244V245H190ZM255 244V245H254ZM261 244V245H260ZM23 245V246H22ZM159 245H160V247H159ZM188 245V246H187ZM259 245V246H258ZM18 246V247H17ZM161 246H165L164 248L163 247H161ZM171 246H173V248L171 247ZM179 246V247H178ZM206 246V247H205ZM207 246H209L210 247V250H209V247H207ZM212 246V245H211ZM254 246V247H253ZM153 247H151V246H149V248H153ZM194 247L195 248H198V247H200V250H201V247H203L204 248V250H201V253H199L200 251H196L195 250V252H194ZM260 247V248H259ZM156 248H157V250H156ZM161 248H162V250H164L165 252H162V250H161ZM189 248H190V253H189ZM207 248H208V250H207ZM263 249V248H262ZM0 250H1V248H0ZM160 250V252L161 253H159L158 251ZM171 250H173L172 252H171ZM180 250V251H179ZM193 250V251H192ZM2 251H0L1 253H0V255L2 256ZM147 251H153V250H148L147 249ZM169 251V252H168ZM188 251V252H187ZM191 251H192V254H193V257L191 258V256H192V254H191ZM36 252V253H35ZM180 252V253H179ZM198 254H205V255H198ZM261 252V253H260ZM15 253V254H16ZM147 253V252H146ZM159 253V254H158ZM169 253V254H168ZM178 253V254H177ZM188 253V255H185V254H187ZM240 253V252H239ZM245 253V254H244ZM8 254V255H7ZM16 254V255H17ZM32 254V255H31ZM111 254V255H110ZM194 254H197V255H194ZM139 255H140V257H139ZM141 255L144 257H141ZM153 255L154 256H157L158 255V257L156 258V257H153ZM171 255H172V257H171ZM190 255V256H189ZM207 255V256H206ZM209 255V256H208ZM230 255H232L233 256V254L231 253V254H229V256ZM0 256V257H1ZM12 256H13V258H12ZM133 256V257H134ZM147 256V257H146ZM185 256H187V257H185ZM197 256H199V257H197ZM214 256H215V254H214ZM261 256V257H260ZM6 257H7V259H6ZM132 257V258H133ZM139 257V258H138ZM161 257V258H160ZM178 257V258H177ZM181 258V260H180V258ZM189 257V258H188ZM194 257H196L195 259H194ZM213 257V258H212ZM221 257H223L224 259L223 260H228V259H230V258H234V256L233 257H228V256H221ZM247 257V258H246ZM145 258H147V259H145ZM155 258V259H154ZM220 258V257H219ZM26 259V260H25ZM134 259L135 258H133V259H131V260H133L134 261ZM157 259V260H156ZM187 259H188V261H187ZM189 259H191V263H190V260ZM211 259H212V261H211ZM241 259V258H240ZM14 262H13V261ZM140 260V261H141ZM171 260V261H170ZM182 262H180V261ZM230 260H232V259H230ZM2 261H5V262H2ZM18 261V262H17ZM21 261V262H20ZM26 261V262H25ZM132 261V262H133ZM137 260L135 259V262H136ZM144 261H141V262H139L138 261V264H148L149 262H145L144 263ZM167 261V262H166ZM180 263H179V262ZM241 261V260H240ZM249 261H247V262H249ZM17 262V263H16ZM132 262L130 263H128V264H132ZM135 262H133L134 264H135ZM9 263V264H10ZM209 263V264H210ZM214 263V264H215ZM6 264V263H5ZM8 264V263H7ZM137 264V263H136ZM171 264H173V263H171ZM192 264H197V261H196V263L195 262H193ZM219 264V263H218ZM236 264H239V262H237ZM249 264V263H248Z\"/></svg>",
  "mask_w": 264,
  "mask_h": 264
}]
</instances>
